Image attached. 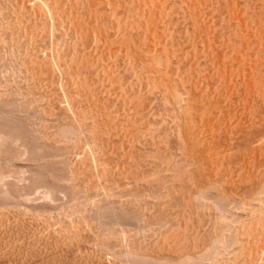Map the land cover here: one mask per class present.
Returning a JSON list of instances; mask_svg holds the SVG:
<instances>
[{"label": "bare ground", "instance_id": "6f19581e", "mask_svg": "<svg viewBox=\"0 0 264 264\" xmlns=\"http://www.w3.org/2000/svg\"><path fill=\"white\" fill-rule=\"evenodd\" d=\"M23 1L24 0H22L21 1V5H20V8H25V6H26V4L25 5H23L22 6V4H23ZM31 1V0H30ZM48 1H50V0H48ZM52 1V0H51ZM61 1V0H60ZM66 1H69V0H66ZM83 2H81V0H80V2L82 3H80L79 2V0H74V2H73V0H72V2H73V5L75 4V2L77 3V4H79V5H74V6H78V8L80 7V4H81V7L82 8H84V6H85V8H84V10L83 9H78L77 7H74L75 9L74 10H71V3H70V11H68L67 10V12H69V15L71 16H68L69 18H67V20L69 19V20H79V22L81 23V21H82V23L83 24H85L84 22H86L87 24H88V26H87V29H89V30H91L92 29V31H89L88 30V33H90V35L87 33V29H85V27H84V29H82V28H78V29H81L82 30V32H83V30H86L84 33H86L87 35L85 36L84 35V33H82V34H80L81 33V31H79L77 28H76V26L77 25H79V22L77 21L76 22V24H74L73 23V21L71 22L72 24H73V26H75L74 27V30H72L73 32L76 30V32H78L77 33V35H79V36H76L77 37V39H78V41H77V43H76V41L75 42H73V43H75L74 45L72 44V46H70V45H67V46H70V47H73V46H75L76 44H77V47L79 46H82V49H83V53H82V51H81V53L82 54H85V52L87 53V54H85V55H82V54H80L79 52H78V50L80 51L81 49H79L78 48V50L76 49L77 47H73V50H74V52H75V49L77 50L76 52H78L79 54H80V56H77V55H79L78 53L77 54H75L74 52L72 53V55H71V59H69V60H71L72 62H73V58L72 57H74L73 56V54L75 55V59L74 60H76V61H74L73 62V64L74 65H77V62L79 63L77 66L78 67H76V68H73V69H71L70 71L71 72H69V69H68V71H66V73L67 72H69L70 74H71V77H72V72H74V74H77L80 78H77L74 74V78L76 77L77 78V81L79 82V84L81 85V83H82V81H84V79H85V77L83 76V74L81 73V72H85V70H87L88 71V69L89 70H92L91 68L93 67V69H94V65H97L98 63H99V61H97L96 59H93V58H95L94 57V54H95V56H97L96 55V53H97V51H96V53H94V54H92V53H89L90 52V47H89V49H88V46H90L91 44H93V43H95V47L97 48V47H99L100 48V46H102V45H100L99 44V42L101 43H103V47L102 48H104L105 46H104V44L107 42V44H108V46L111 44V42H112V39H113V41H115V40H117V41H115L114 43L116 44V42L118 43L119 42V46L121 45L120 43H122V45L124 46L123 48H125V46H126V48L125 49H123V51H125L126 49H127V53L126 54H128L129 56H131V57H128V58H130V59H132L133 61L135 60V65H137V68H136V66L135 65H132L131 67H135V69L138 71V72H136V76H138V74H139V78H141V79H143V81L142 80H138V82L139 83H143V82H146L145 83V86L147 85V87H148V89H146V93H144V91L143 92H141V91H139V93H137L136 92V94L135 93H133L132 95H133V97H130V98H135V97H138L139 95H140V93H141V95L137 98V99H143L144 97H143V95L145 96V99H146V97L148 98L149 96L147 95V94H151V92L150 93H148L149 92V90L150 91H153V92H155L156 93V91H158V94H159V92L161 91V92H163V93H160L161 94V96H163V98L161 97V99H163V102H162V100L160 101V104H161V102L162 103H164L165 102V104L163 105L164 107L166 106V108H163L164 110V112H165V109L167 110L169 107L171 108V111L173 110V112L175 113L174 114V116L175 117H171L173 114H171L170 112L171 111H169V113L171 114V115H169V113H168V111H166V113L170 116H164L165 114L163 113H161L162 115H163V117H162V115L161 114H159L160 116H161V118H160V120L162 119V118H164V120L167 122L168 120V118H170L169 119V121L171 120V122H170V127L172 126V128H171V132L169 131V136H168V131L166 130V127H165V125H166V122L164 121V122H162V123H160V121H159V123L161 124V125H163L164 123V128H162V129H164L163 131L165 132V131H167V133L165 134L163 131V133L165 134V135H167L166 137L164 136V138L165 139H167V137L169 138H171L172 136H173V138L172 139H177L176 141L177 142H179V145L178 144H176L178 147H179V149H176L177 150V153H178V156H176L177 155V153L175 152V153H173L174 151H176V150H174L173 152L171 151L170 153H169V155L171 156L172 155V153L173 154H176V155H172L170 158H172L173 157V159H171V161L173 162V160L174 159H176L174 156H176L178 159H176V160H174L175 162H173V164H172V162L170 161V160H167V161H170V163H171V165L169 164V162L168 163H166V169H165V167H164V169L163 170H161V171H159L158 173H157V170L156 169H154L155 170V172L157 173H155V172H152L153 173V175H154V173L156 174V177H154L153 178V175L151 174V172H149L150 174H147V175H149V176H144V173H143V178H146V181L147 180H149L150 178L149 177H151V175H152V180H149V181H145V179H144V181H143V178H142V176L141 177H139L138 175V177L135 179V177H136V175H135V173H134V175H135V177L132 179L133 180V182L135 183V184H137V187L139 186V184H138V181L139 180H141L140 182V184L142 185V183L143 182H146V183H143V185L141 186L140 185V188L142 189V190H140V189H133V190H131L130 191V193H128V194H126L125 196L126 197H124V190L126 191V189H127V191L126 192H128V190H130L129 188H130V186L127 184V182H126V179H125V182H124V186L126 185V187L124 188V187H122V185L120 184V182L121 181H124V180H121L120 182H119V188H123L122 189V191L119 189V188H117L116 186H118V184H115V186H113V183H110L109 185H112L113 186V188H114V192L112 191V190H109V188L110 187H112V186H110V187H108V190L107 191H105V188L106 187H104V189L103 188H100V187H103V185L105 184V183H100V178H102L103 177V175H104V173H106V172H100V173H103V175L101 174V176L100 177H98L100 174L98 173V174H96V176H94L95 175V173H97V172H99V170L101 169V167H99L98 168V166H100L101 164L98 162V164H100V165H98L97 164V168L99 169H97L98 171H96V169H95V171H93V172H95L93 175H92V178L91 177H89L91 174L89 173V174H86L85 172L87 171V172H90L88 169H90V167L92 166V165H94V162H96V161H94V160H99V158H95V157H97L96 155H94L93 156V153H92V158H93V160L92 161H94V162H92L93 164H90V163H88V164H90L91 166H87V164H86V167H87V170H85L86 169V167L84 166L85 164L84 163H80L82 166H84L85 167V169H84V167L82 168L81 166H79L80 164H78V166H77V163L75 162L76 160L78 161V158H76V160L74 161L73 159H71L70 160V163L72 164V160L76 163L75 165H70V163H69V161H68V163H69V166H71L70 168H69V166H68V169H70V174H69V172L67 173L68 175V177H69V179L68 180H70L69 182H71L70 184H69V182L67 181H65V180H63V181H65L64 182V185L67 183L68 185H66V186H63L62 187V185L60 186V187H58V185H60L63 181H61L60 182V180H59V184H58V182L56 181L55 182V180L54 181H52L51 182V180L49 181L50 183H48V181H47V183L48 184H51V186L49 185V187H45V188H47L43 193H44V198L46 199H43V198H41L43 201H44V203L45 202H51V203H53L54 201L53 200H56L58 197H59V199L61 200V198L63 197V195L65 194V195H67V194H69V193H72V195H73V197H74V199H72V195H70V198H71V202H72V205H73V209H72V207L70 208V209H68V213H66L65 212V214L64 213H62V212H60V211H62V209H63V206H62V208H61V210L60 211H58V212H60L61 213V216L63 217V218H65L66 217V219H65V221H64V219L62 218V219H60L59 217H61L60 215H58V212H57V215L59 216L57 219L58 220H56L57 222H59V219H60V221L61 220H63V221H61V222H64V223H62V225H61V227L59 226V228H61V230L59 231V228L58 229H56L55 231H49V233H56V231H57V233L55 234V236L54 237H52V236H50V234H49V237H47L46 236V234H43V235H45L44 237H47V239L48 238H50V241H51V239L53 240L52 242H50L49 240H45V239H40V240H44V242L45 241H49V245L52 243V245H56V243H59L60 244V248H57V246L59 247V244H57V246L55 247L56 249H60L59 250V252L61 251L62 252V254L63 253H68L69 251H70V253L71 254H69V255H71V257H72V254H74L75 255V252H71V251H74V248H73V246H75V248L77 247V248H81V246H82V244L84 243L85 245L87 244L86 243V241H88L87 239L88 238H90V237H93L94 238V240H92V241H95V242H91V244L92 245H90V246H93L94 244L93 243H95V247L93 246V251H89L90 253L91 252H93L94 253V251L96 250H98V251H100L99 253L98 252H96L95 254H94V256H95V258L97 259V260H99L98 262H100V263H98L97 262V260H95L94 258H93V256L91 257V258H93L92 260L91 259H87V258H90V256L91 255H93V254H88V252H87V256H89V257H87L86 259L87 260H85V259H81L80 258V255L78 254L80 251L79 250H81V249H85V248H81V249H76L77 250V255L79 256V259H81V262H84V260L85 261H87V263L86 264H88V261L90 260V263H91V261H94V263H97V264H101V260L100 259H102V262L104 263V261H103V258H105V256H107L106 258H107V262H108V259L111 261V259L113 258V257H109V255L108 254H110V255H112V256H114L115 257V260H113L114 262H113V264H264V0H245V1H243V0H82ZM122 1H125L124 3L125 4H127V5H125ZM12 2V1H11ZM25 2V1H24ZM33 2H35L34 0H33ZM38 2H40L39 0H38ZM38 2H36L37 4H35V6L34 7H36L37 8V6L36 5H38ZM42 2V1H41ZM63 2H65V1H63ZM121 2L127 7L128 6V3H131V4H133L134 5V7L132 6V8L133 9H131V7L129 8V6L127 7V8H123V5L121 4ZM1 3V2H0ZM4 3V2H3ZM6 3V2H5ZM4 3V4H5ZM13 3H14V1H13ZM31 3V2H30ZM43 3H45V5H46V3L47 2H44L43 1ZM42 3V6H44V4ZM49 3V2H48ZM51 3V2H50ZM52 3H53V1H52ZM61 3V2H60ZM19 4H20V2H19ZM40 4V3H39ZM54 4V3H53ZM64 4H66V3H64ZM131 4H129V5H131ZM7 5V4H6ZM11 5V4H10ZM50 5V4H49ZM56 5V4H55ZM60 5V4H59ZM58 5V6H59ZM62 5V4H61ZM67 5V4H66ZM5 6V5H4ZM18 6V4L16 5V7ZM30 6H32V5H30L29 4V6H28V4H27V7H30ZM39 6L40 5H38V9H36V11H38L39 10ZM48 6V4L44 7V8H46ZM52 6H54V5H52ZM51 6V8H53ZM68 6V5H67ZM49 7V6H48ZM47 7V8H48ZM56 7V9H57V6H55ZM62 7V6H61ZM66 7V6H65ZM80 7V8H81ZM122 7V8H121ZM0 8H1V6H0ZM5 8V7H4ZM7 8V7H6ZM11 8V7H10ZM30 8H32V7H30ZM29 8V9H30ZM40 8H41V6H40ZM43 7H42V12H43V9H44ZM46 8V9H47ZM67 8V7H66ZM2 10H3V8H1ZM9 9V8H8ZM13 9V8H12ZM18 9H19V7H18ZM26 9H28V8H26ZM25 9V12L27 11ZM33 9V8H32ZM35 9L33 10V11H35ZM55 9V8H54ZM73 9V8H72ZM86 9V10H85ZM123 9V11H121ZM6 10V9H5ZM19 10H21V9H19ZM24 10V9H23ZM52 10L53 9H51L49 12L52 14ZM58 10V9H57ZM63 10V12H66V11H64V8L62 9ZM66 10V9H65ZM81 10L83 11V12H81ZM120 10V11H119ZM217 10H220V12L218 13V15H216V13H217ZM1 11V10H0ZM7 11V10H6ZM16 11V10H15ZM33 11H32V14L34 15V13H33ZM48 11V10H47ZM72 11V12H71ZM85 11V12H84ZM3 12V11H2ZM1 12V13H2ZM5 12V11H4ZM13 12V11H12ZM12 12H11V14H12ZM19 12H22V10L21 11H19ZM24 12V11H23ZM22 12V13H23ZM46 12V11H45ZM44 12V13H45ZM54 13L53 14H57V11H53ZM61 12V11H60ZM71 12V13H70ZM180 12L181 13H183L182 15H183V19L184 20H186L185 18H187L188 17V19L190 18L191 19V24H192V26H188L187 25V27L189 28L188 29V31H186V32H188V34H187V36L188 35H190L191 37H199V39H200V41H199V43H200V45L198 46V47H201L202 46V49L200 48V50L203 52V54H204V56L205 57H207V59L208 60H206L207 62H205L206 63V68L208 69L209 68V71H208V73H209V75H208V73H207V75H205L204 77H203V75H201V74H196V75H193L194 73L192 72V73H189L188 71H189V68H190V65H189V68L187 69V67L185 66V64H187V63H185V64H182L180 61H183L184 60V56H186V55H184L185 54V52L184 53H182L181 51H180V49L181 48H178L179 50H177V49H174V50H176L177 52L178 51H180V53H182L181 54V56L179 57L178 55H180V53L178 52H176V51H174L172 48H176V46H175V44L174 43H178V42H180V39H179V41L176 39V37H174L178 42H174V41H176V40H174V38H173V32H171L172 33V35H171V33H170V31H168V33H170V35L172 36H170L169 34H167L166 32V30L165 29H167L168 27L167 26H169V28L167 29V30H172V28H170V26L171 25H169V24H173L174 22H175V19L177 18L176 16L179 14V16H181V14H180ZM6 13V12H5ZM21 13V14H22ZM26 13H28V12H26ZM36 13V12H35ZM38 13V12H37ZM39 13H41L40 12V10H39ZM38 13V14H39ZM3 15H2V17L5 15L4 13H2ZM8 14H10V13H8ZM25 14V13H24ZM29 14V13H28ZM46 14V13H45ZM55 14V15H56ZM221 14V15H220ZM40 15V14H39ZM43 15V14H42ZM10 16V15H9ZM13 16V15H12ZM20 16V15H19ZM26 16H27V14H26ZM31 16V15H30ZM34 16H36V15H34ZM58 16V15H57ZM73 16H75V18L73 17ZM1 17V16H0ZM5 17V16H4ZM16 17V16H15ZM22 17H24L23 15H22ZM21 17V18H22ZM28 17V16H27ZM37 17H39V16H37ZM36 17V18H37ZM42 17V16H41ZM46 17V16H45ZM45 17H42L41 19L43 20V18H45ZM48 17V16H47ZM49 17L50 18H52L53 17V15H52V17L49 15ZM59 17V16H58ZM57 17V18H58ZM73 17V18H72ZM82 17V18H81ZM217 17H219V19H223L224 21L222 22V23H219L220 22V20H217V21H219L218 23L221 25H228V27H229V31H227V32H224L225 30H224V28L225 29H227L228 27L226 26H224V28L222 27H220V29L219 30H221V31H218V28H217V26L215 27V25L214 24H218V23H215L216 21H215V19H217ZM17 18V17H16ZM16 18H14V20L16 19ZM20 18V17H19ZM54 19H55V17H53ZM60 18V17H59ZM66 18V17H65ZM71 18V19H70ZM178 18H181V17H178ZM177 18V19H178ZM3 19V18H2ZM5 19H7L6 17H5ZM27 19V18H26ZM25 19V20H26ZM40 18H38V21L37 22H35L36 23V25L35 26H37L38 27V25H37V23L41 20H39ZM63 19V18H62ZM176 19V20H177ZM182 19V18H181ZM187 19V21H189ZM227 19V20H226ZM0 20H1V18H0ZM9 20V19H8ZM11 20V19H10ZM28 20V19H27ZM30 20V19H29ZM31 20H32V18H31ZM33 20H34V18H33ZM41 20V21H42ZM47 20V19H46ZM49 20V19H48ZM52 20V21H51ZM50 21L53 23V19H51ZM58 20V19H57ZM60 20V19H59ZM85 20V21H84ZM183 20V21H184ZM225 20H226V22H225ZM2 21V20H1ZM7 21V20H6ZM22 21H24V20H22ZM34 21H36V20H34ZM44 21H45V19H44ZM55 21V20H54ZM62 21V20H61ZM84 21V22H83ZM181 20H179L178 19V21H177V23H179ZM10 21H8V23H9ZM12 22V21H11ZM10 22V23H11ZM14 22V21H13ZM13 22L11 23V24H13ZM16 22V21H15ZM18 22V21H17ZM16 22V23H17ZM27 22V21H26ZM45 22H47V21H45ZM57 22V21H56ZM55 22V23H56ZM60 22V21H59ZM69 22V21H68ZM68 22H66V23H68ZM75 22V21H74ZM214 22V23H213ZM0 23H4L3 21L2 22H0ZM19 25H20V19H19ZM17 23V24H18ZM34 23V22H33ZM187 23V22H186ZM190 23V22H189ZM226 23V24H225ZM7 24V22L5 23V25ZM43 24V23H42ZM51 24V23H50ZM86 24V25H87ZM175 24V23H174ZM173 24V25H174ZM182 24H184V23H182ZM16 25V24H15ZM14 24L13 25H11V27H13V26H15ZM39 25H40V23H39ZM45 25H47L46 23H45ZM52 25V24H51ZM62 25H64L63 23H62ZM82 25V24H81ZM176 25V24H175ZM185 25V24H184ZM221 25V26H222ZM18 26V25H17ZM16 26V27H17ZM29 26H31V24L29 25ZM28 26V27H29ZM32 26H33V24H32ZM42 26V25H41ZM53 26V25H52ZM214 26V27H213ZM4 27V28H3ZM3 27H1L0 26V28H2V29H0V30H2L3 31V33H4V30H7L6 28H8V27H10V26H4L3 25ZM21 29H22V27H23V25L21 24V26H19ZM18 27V29H20ZM49 26L47 25V28H48ZM70 27H71V25H70ZM77 27H80V25L79 26H77ZM161 27H163V29L161 30L162 32H160L159 31V28H161ZM174 27V26H173ZM182 27V26H181ZM187 27H186V29H187ZM23 28H25V27H23ZM40 28V27H39ZM45 28H46V26H45ZM47 28H46V31H47ZM113 28V29H112ZM165 28V29H164ZM175 28V27H174ZM215 28H217V30H215ZM12 29V28H11ZM17 29V30H18ZM35 29V28H34ZM38 29V28H37ZM36 29V30H37ZM112 29V30H111ZM176 29V28H175ZM175 29H174V32H175ZM231 29V30H230ZM8 30H9V28H8ZM7 30V31H8ZM13 30H14V27H13ZM16 30V31H17ZM29 30V29H28ZM27 30V31H28ZM31 30V29H30ZM39 30V29H38ZM41 30V29H40ZM44 30V29H43ZM49 30V29H48ZM51 30H53V28L50 26V30H49V32H51L52 33V31ZM54 30H55V28H54ZM68 30V29H67ZM190 30V31H189ZM2 31L0 32V35L2 34V36L0 37V38H4V40H5V34H4V36H3V33H2ZM20 31V30H19ZM33 31V30H32ZM64 31V30H63ZM70 31V30H69ZM68 31V32H69ZM163 31L165 32L164 34H163ZM230 31H231V33H230ZM14 32L15 31H12V33L10 34V35H8V36H12L13 38H14ZM41 32V31H40ZM44 32H45V30H44ZM48 32V31H47ZM54 32V31H53ZM76 32H74L75 34H76ZM94 32V33H93ZM179 32V31H178ZM183 32H184V30H183ZM190 32V33H189ZM226 34V36L228 35V34H230V36H228V38L227 37H225L224 35V33ZM229 32V33H228ZM5 33H6V31H5ZM10 33V32H9ZM20 33V32H19ZM34 34H32V35H30V37L32 36V40H33V42H35L36 40H35V34L36 33H38V32H33ZM51 33H48V35L49 36H51ZM60 33V32H59ZM70 33H72V32H70ZM69 33V34H70ZM74 33H73V35H74ZM93 33V34H92ZM180 33V32H179ZM28 34H30V33H28ZM41 34H42V32H41ZM64 34V33H63ZM92 34V35H91ZM185 34V33H184ZM183 34V35H184ZM7 35V34H6ZM16 35V34H15ZM21 35V34H20ZM25 35V34H24ZM37 35V34H36ZM83 35V36H82ZM176 35V34H175ZM180 35V34H179ZM7 36V37H8ZM17 36V35H16ZM34 36V37H33ZM53 36V35H52ZM72 36V35H71ZM80 36L81 37H91L92 36V38H94V39H91L92 41L93 40H95V38L97 39V41H93V43H91L90 44V42H92L91 40H89V42L87 41L88 39H90V37L89 38H86L85 39V37H84V39L85 40H83L82 42H81V39H80ZM117 36V39H115V37ZM186 36V35H185ZM12 37H10V38H12ZM20 37V36H19ZM27 37V36H26ZM29 37V36H28ZM42 37V36H41ZM63 37H64V35H63ZM69 37V36H68ZM75 36H72V38L71 39H73ZM75 37V38H76ZM79 37V38H78ZM119 37H121L120 39V41H122V42H120V41H118L119 40ZM123 37V38H122ZM170 37V38H169ZM183 37V36H182ZM195 37V38H196ZM17 38V37H16ZM46 40H48L49 41V39H47L46 38V36L44 37ZM58 38H59V36H58ZM173 38V39H172ZM186 38V37H185ZM25 39V38H24ZM29 41H25L26 42V44H25V47H24V49L26 48L27 49V51H30L31 49H29V48H32L33 49V47H34V49H36V46L37 47H40L41 48V45L40 46H38L39 44L37 43L38 41H36L35 42V44L32 42V44H33V47L32 46H28L27 47V43L28 42H30L31 40V38H27ZM26 39V40H27ZM42 39H43V37H42ZM55 39V38H54ZM61 39H62V37H61ZM115 39V40H114ZM183 39V38H182ZM199 39H196V45L195 46H197V40H199ZM2 41H3V39H1ZM7 40H8V38H7ZM15 40V39H14ZM21 40V39H20ZM35 40V41H34ZM73 40H75V39H73ZM79 40H80V42H79ZM169 40V41H168ZM170 40H171V42H170ZM174 40V41H173ZM185 40H187V38L185 39ZM12 41V40H11ZM16 41V40H15ZM60 41V40H59ZM58 40H57V42H59ZM72 41V40H71ZM84 41H85V43H84ZM124 41V42H123ZM183 41V43H184V40H182ZM181 41V42H182ZM190 41V40H189ZM188 40L186 41V42H189ZM5 43H7L8 41H4ZM13 42V41H12ZM12 42L10 43L9 42V44H12ZM18 42V41H17ZM52 42V41H51ZM54 42V41H53ZM55 42H56V39H55ZM54 42V43H55ZM68 42V41H67ZM79 42V43H78ZM89 43V45H87L88 43ZM96 42H97V44H96ZM170 42V43H169ZM191 42H192V40H191ZM194 42V41H193ZM21 43V42H20ZM41 43V42H40ZM45 43V42H44ZM43 43V44H44ZM48 43H50V42H48ZM48 43H47V45H48ZM81 43H83L84 44V46H83V44L81 45ZM113 43V44H114ZM124 43V44H123ZM195 43V42H194ZM193 43V44H194ZM198 43V44H199ZM13 44H14V42H13ZM38 44V45H37ZM42 44V45H43ZM70 44H71V42H70ZM87 45V47H86V45ZM107 44H106V48H108L107 47ZM114 44V46H116ZM174 45V47H173V45ZM24 45V44H23ZM28 45H30V43L28 44ZM35 45V46H34ZM51 45V44H50ZM57 44L55 43V45L54 46H56ZM98 45H100V46H98ZM170 45L172 46V47H170ZM184 45V44H183ZM187 45H188V43H187ZM192 45V44H191ZM190 45V46H191ZM3 46V45H2ZM1 46V47H2ZM7 46V45H6ZM14 46V45H13ZM12 46V47H13ZM22 46V45H21ZM20 46V47H21ZM92 46H94V45H92ZM111 46V45H110ZM193 46V45H192ZM0 47V48H1ZM11 47V46H10ZM15 47V46H14ZM20 47H18V44H17V48H20ZM61 47V46H60ZM70 47H68V48H70ZM83 47H86V50L84 51V49L85 48H83ZM94 47V48H95ZM112 47V46H111ZM177 47H179V45L177 46ZM182 47V46H181ZM9 48V47H8ZM22 48H23V46H22ZM21 48V49H22ZM39 48V49H40ZM48 48V47H47ZM45 49V50H48V49ZM57 48H58V45H57ZM64 48V47H63ZM62 48V49H63ZM75 48V49H74ZM95 48V49H96ZM99 48H97L98 50H100ZM105 48V49H106ZM189 48V47H188ZM192 48V47H191ZM193 48H196V47H193ZM12 49H16V48H12ZM12 49H11V51H12ZM32 50L34 53H32V51H31V55H30V52L28 53L26 50L22 53L24 56L26 55V53L25 52H27V54L28 55H30V57H28V59L30 60V58H31V60L30 61H28V59H26L27 58V56L28 55H26V57L25 58H23L24 56H22V55H20V56H18V57H20V58H23L24 60L23 61H21L20 62V60H19V58H18V61L17 60H15L14 59V57H13V62L11 63V64H15L16 62L18 63V62H20L19 64H23L24 63V65H25V63L26 62H29V63H26V67H28L27 65H29V67H30V72L27 70V68H26V70L29 72V75H28V77H27V75H26V78H31V79H29V80H32V81H29L30 83H28V80L26 81V84L28 83V84H35V86L36 87H38L36 84V81H40V77L39 76H41L42 77V75H43V73H45V72H43V71H41V69L42 70H45V64H44V62H46L47 63V60H48V57H46V59H44V62H42L43 61V58H42V61H40L41 60V56L39 55V54H43V53H36V52H38V51H41V49L39 50L38 48L36 49V50ZM88 49V50H87ZM95 49H94V52H95ZM96 49V50H97ZM105 49H104V51H105ZM172 49V50H171ZM186 50H190V49H187V47L185 48ZM19 50V49H18ZM51 50V49H50ZM55 50H56V48H55ZM68 50H70V49H68ZM92 50V49H91ZM119 50H121V49H119ZM196 50H198L199 51V49H197L196 48ZM195 50V51H196ZM10 51V52H11ZM44 51V50H43ZM59 51V50H58ZM61 51V50H60ZM72 51V50H71ZM88 51V52H87ZM110 51V50H109ZM115 51H117V50H115ZM184 51V50H183ZM191 51V50H190ZM195 51H193L192 50V52H194V54L196 53ZM201 51H199V52H201ZM6 52H7V50H6ZM17 52V51H16ZM21 52H22V50L20 51V52H18V53H16L15 54V52L14 53H9L10 55L11 54H14V55H12V56H15L16 55V57H17V55L18 54H21ZM45 52V51H44ZM52 52V51H51ZM62 52V51H61ZM93 52V51H92ZM100 52H101V50H100ZM106 52V51H105ZM126 52V51H125ZM187 52L188 51H186V54H187ZM1 53V52H0ZM7 53V54H8ZM25 53V54H24ZM35 53H36V55H35ZM54 53V52H53ZM63 53V52H62ZM67 53H69L68 51H67ZM110 53V52H109ZM118 53V52H117ZM57 54H59V52H57ZM57 54H56V57H57ZM91 54L93 55L92 57H91ZM194 54H192V57H193V55ZM199 54V53H198ZM197 54V55H198ZM3 55V54H2ZM2 55H0V57L2 56ZM38 55L40 56V57H38ZM46 55H48V54H46ZM54 55H55V53L53 54V57H54ZM63 55V54H62ZM62 55L60 56V57H62ZM64 55H65V53H64ZM83 56V58H82V56ZM87 55V56H86ZM88 55H90V56H88ZM99 55V54H98ZM118 55H119V53H118ZM121 55V54H120ZM136 55V56H135ZM182 55H184V56H182ZM196 55V54H195ZM194 55V56H195ZM200 55V54H199ZM9 56V55H8ZM11 56V57H12ZM35 56L37 57V58H39L37 61H36V59L37 58H35ZM66 56L67 55H65V58H66ZM70 56V55H69ZM68 56V57H69ZM84 56H86V57H84ZM100 56H102L101 54H100ZM104 56H105V54H104ZM108 55H106V57H107ZM123 56V55H122ZM189 56V55H188ZM200 56H202V55H200ZM5 57L7 58V56L5 55ZM10 57V56H9ZM11 57H10V60L12 61V59H11ZM49 57H52V55L50 54V56ZM77 57H80L81 58V60L83 61V60H87L86 58H88V63H89V61L90 62H93V63H90L89 65L87 64V61H86V66H88L87 68H85V66H84V62H82L79 58H77ZM103 57V56H102ZM105 57V58H106ZM110 57V56H109ZM135 57V58H134ZM136 57H137V59H136ZM178 57V59L179 60H177L176 58ZM183 59H182V58ZM187 57V56H186ZM191 57V56H190ZM195 57H197V56H195ZM194 57V58H195ZM45 58V57H44ZM59 58V57H58ZM64 58V60H60V62H59V60L57 61V62H59L60 63V65H61V61H65L66 59ZM79 59V61H77V59ZM85 58V59H84ZM90 58L92 59V60H94V61H92V60H90ZM97 58V57H96ZM125 59H127V60H129V63L131 64V62H130V59H128L127 57H126V55H125V57H124ZM188 58V57H187ZM199 58V57H198ZM202 58V60L203 61H205L203 58V56L201 57ZM2 59V58H1ZM0 59V60H1ZM52 59H55V57L54 58H52ZM61 59H63V57L61 58ZM103 59V58H102ZM119 59H120V57H119ZM181 59V60H180ZM191 59H193V58H191ZM196 59V58H195ZM200 59V58H199ZM206 59V58H205ZM9 60V61H10ZM22 60V59H21ZM25 60H26V62H25ZM34 60L36 61V63L38 64L37 66H39V69L40 70H37V69H35L37 66H36V63L34 62ZM46 60V61H45ZM68 59L66 60V61H69ZM108 60V59H107ZM123 60V59H122ZM121 60V61H122ZM187 60V59H186ZM186 60L185 61H183V63L184 62H186ZM188 60H189V58H188ZM187 60V61H188ZM15 61V62H14ZM32 61V62H31ZM50 61H54V60H49L48 61V63L50 62ZM65 61V62H66ZM136 61H140V64H136ZM195 60L193 59V62H194ZM200 61V60H199ZM198 61V62H199ZM8 62V61H7ZM6 62V63H7ZM23 62V63H22ZM39 62V63H38ZM55 62H56V60H55ZM55 62H53L54 63V65L53 64H50V66L51 65H53V66H56V65H58V64H56L55 65ZM56 62V63H57ZM65 62H64V64H65ZM71 62V63H72ZM83 64H81V63ZM103 62V61H102ZM102 62H100L99 64H101V66H103L102 65ZM116 62V61H115ZM127 62V64H128V61H126ZM2 63V62H1ZM5 63V64H6ZM44 65H43V64ZM47 63V64H48ZM117 63V62H116ZM133 63V62H132ZM196 63V62H195ZM194 63V64H195ZM205 63H202V65L203 64H205ZM9 64V63H8ZM10 64V65H11ZM13 64V65H14ZM31 64H33V65H31ZM40 64V65H39ZM41 64H42V66H41ZM46 64V65H47ZM49 64L47 65V69L46 70H48V73H50V77H52L51 76V72H49L50 71V69L49 68H53V66H49ZM63 64V63H62ZM66 64H67V62H66ZM72 64V65H73ZM92 64H94L93 66H92ZM98 64V65H99ZM105 64V63H104ZM107 64V63H106ZM105 64V65H106ZM122 64V63H121ZM126 64V63H125ZM134 64V63H133ZM193 64V65H194ZM199 64V63H198ZM16 65V66H15ZM14 66L17 68V64H15ZM34 65H35V67H34ZM71 65V66H72ZM74 65H73V67H74ZM81 65V66H80ZM92 67H91V66ZM97 65V66H98ZM114 65V64H113ZM129 65V64H128ZM182 65H183V67L185 68V72L183 71V70H181L180 72H182L181 73V75L179 74V69L182 67ZM192 65V66H193ZM34 67V69H33V67ZM48 66H49V68H48ZM62 66V65H61ZM84 66V67H83ZM97 66L95 67V68H97ZM100 66V65H99ZM107 66V65H106ZM111 66V65H110ZM122 66H124V63L122 64ZM126 66V65H125ZM138 66H139V68H138ZM181 66V67H180ZM195 67L197 66V65H194ZM193 66V67H194ZM15 67H14V69H15ZM28 67V68H29ZM67 67V66H66ZM66 67H63V68H66ZM69 67H70V65H69ZM80 67H83V69H84V71H83V69L82 68H80ZM105 67V66H104ZM177 67V68H176ZM192 67V68H193ZM198 67H200V68H202L201 66H198ZM205 67V66H204ZM12 68V67H11ZM24 68V67H23ZM44 68V69H43ZM72 68V67H71ZM101 68V67H100ZM103 68V67H102ZM101 68V69H102ZM108 68H109V66H108ZM107 68V69H108ZM123 68V67H122ZM141 68V69H140ZM192 68H191V71H192ZM197 68V67H196ZM195 68V69H196ZM20 68H17L16 70H13V71H16L17 73H19V72H21V73H24V74H26L25 72H27L25 69H24V71H22V69L21 70H19ZM67 69V68H66ZM65 69V70H66ZM80 69L82 70V71H80ZM110 69V68H109ZM112 69H114V68H112ZM116 69V68H115ZM125 69V68H124ZM132 69V68H131ZM140 71H139V70ZM146 69H148V70H146ZM182 69V68H181ZM206 69V70H207ZM17 70H19V72L17 71ZM35 70H37V73H38V71L39 72H42V73H38V75L35 73V71L33 72V71ZM62 70V69H61ZM74 70V71H73ZM97 70H99V69H97ZM97 70H95L94 69V71H97ZM104 70V72H105V74H107L106 73V69L104 68L103 69ZM102 70V71H103ZM106 70V71H105ZM126 70H127V68H126ZM136 70H134V72L136 71ZM142 70V71H141ZM147 71V74H148V72L150 73V74H148V77H147V74H146V71ZM198 70H200L199 68H198ZM204 70H205V68H204ZM8 71V70H7ZM11 71V70H10ZM13 71H12V73H13ZM52 71H54V72H52V74H55L54 76L56 77V76H59V75H57L55 72L57 71H55V68L54 69H52ZM59 71V70H58ZM87 71H86V73H84V75H86V77L89 75V76H92L93 75V78H94V74H97V73H92V72H94L93 70H92V75H91V73L89 74V73H87ZM124 71V70H123ZM129 71V70H128ZM127 71V72H128ZM131 71V70H130ZM132 71H133V69H132ZM28 72H27V74H28ZM65 72V71H64ZM81 74H80V73ZM100 72H101V70H99V74H100ZM108 73L110 72L109 70L107 71ZM118 72V71H117ZM140 72V73H139ZM144 73V74H142V73ZM200 72V71H199ZM198 72V73H199ZM207 72V71H206ZM17 73H15V74H17ZM32 73V75H31V77H30V74ZM47 73V72H46ZM60 73V72H59ZM65 73V74H66ZM79 73V74H78ZM103 73V72H102ZM111 73V72H110ZM123 73V72H122ZM195 73H197V72H195ZM202 73V72H201ZM20 74V73H19ZM33 74L35 75L36 74V76H38L39 77V79H37V77H33ZM42 74V75H41ZM70 74H69V76H70ZM88 74V75H87ZM135 74V73H134ZM133 74V75H134ZM141 74H142V76H141ZM182 74H186V75H184V76H186V77H184ZM204 74V73H203ZM46 75V74H45ZM63 75V74H62ZM62 75H61V77H62ZM67 75H68V73H67ZM82 75V76H81ZM101 75H103V74H101ZM110 75V74H109ZM112 75V74H111ZM110 75V76H111ZM122 75V74H121ZM189 75V76H188ZM191 75H193V76H191ZM11 76V75H10ZM9 76V77H10ZM19 76V75H18ZM53 76V77H54ZM99 76V75H98ZM105 76V75H104ZM103 76V77H104ZM107 76V75H106ZM108 77V78H111V77ZM127 76V75H126ZM132 76V75H131ZM143 76H146V78L144 77L143 78ZM1 77V76H0ZM4 77V76H3ZM21 77V76H20ZM23 77H24V79H23V81L25 80V75H23ZM23 77H21V78H23ZM44 77V76H43ZM42 77V78H43ZM46 77V76H45ZM44 77V78H45ZM49 77V76H48ZM48 77H46V78H48ZM60 77V76H59ZM65 77V76H64ZM82 77H84L83 78V80H82ZM101 77V76H100ZM102 77V78H103ZM117 77H119V76H117ZM121 77V76H120ZM135 77V76H134ZM151 77V78H150ZM36 78V79H35ZM41 78V79H42ZM56 78H58V77H56ZM56 78H54V80H51V81H55V79ZM70 78V77H69ZM73 78V77H72ZM73 78V79H74ZM90 78V77H89ZM89 78H87V79H85L86 80V82L88 83H86L85 82V84H87L86 86H87V88H86V90L87 89H91V87H89V86H92V88H94V86L96 85V83H98L99 82V80H98V78L99 77H96V75H95V78H97V81L98 82H95L96 80L95 79H93L92 77H91V79H90V81H92L90 84L91 85H89ZM101 78V79H102ZM105 78V77H104ZM115 78V77H114ZM122 78H124V77H122ZM137 78V77H136ZM135 78V79H136ZM12 79V78H11ZM11 79H9V80H11ZM48 79H50V78H48ZM53 79V78H52ZM62 79V78H61ZM71 79V78H70ZM69 79V80H70ZM81 79V80H80ZM100 79V78H99ZM135 79H134V82L135 83H137V81H135ZM146 81H145V80ZM151 79V80H150ZM4 80H6V81H8L7 79H4ZM17 80H18V77H17ZM35 80V81H34ZM59 80H60V78H59ZM65 80V79H64ZM63 80V81H64ZM76 80V79H75ZM74 80V81H75ZM95 80V81H94ZM109 79H106V81H108ZM114 80V79H113ZM120 80H121V78H120ZM131 80H133V79H131ZM148 80V81H147ZM5 81V82H6ZM11 81H13V79L11 80ZM11 81H9V82H11ZM19 81V80H18ZM42 81H43V79H42ZM46 81H48V80H46ZM73 81V80H72ZM77 81H75V85L77 86L78 84H76V82ZM89 81V82H88ZM101 81V80H100ZM105 81V80H104ZM104 81H102V82H104ZM129 81H130V79H129ZM2 82H4V81H2ZM8 82V84H10ZM21 82V81H20ZM25 82V81H24ZM32 82V83H31ZM45 82V80L43 81V83ZM55 82H57V81H55ZM55 82H54V84H55ZM77 82V83H78ZM94 82H95V85H93L94 84ZM111 82V81H110ZM120 82V81H119ZM1 83V82H0ZM13 83V82H12ZM12 83H11V86H12ZM22 83V82H21ZM38 83H42V82H38ZM58 83V82H57ZM67 83H72V82H67ZM74 83V82H73ZM134 83V85H136ZM138 83V84H139ZM142 83L141 84H139V86H132V87H136V89L138 88H140L141 89V85H142ZM2 85L4 84V83H1ZM1 84H0V86H1ZM6 85H8L7 83H5ZM4 84V86H5V89H9L10 88V86H9V88H7L6 87V85ZM17 84V83H16ZM62 84V83H61ZM65 84V83H64ZM83 84H84V82H83ZM99 84H100V82H99ZM98 84V85H99ZM102 84V83H101ZM100 84V85H101ZM104 84V83H103ZM115 84H116V82H115ZM130 84H132V83H130ZM137 84V85H138ZM13 85H14V83H13ZM21 85V84H20ZM22 85H23V83H22ZM31 85V86H32ZM50 85V84H49ZM113 85V84H112ZM3 86V87H4ZM24 86V85H23ZM20 87V89H22V91H21V94L23 93V89H24V94H29V96L31 95V93H32V95L35 93V92H32V91H35V90H32V88H34L33 86H32V88L31 87H29L28 85H26V86H24V87ZM48 86V85H47ZM46 85L45 86H43V87H47ZM51 86V85H50ZM58 86H59V84H58ZM86 86H84V87H86ZM108 86V85H107ZM117 86V85H116ZM131 86V85H130ZM2 87V86H1ZM0 87V88H1ZM13 87V86H12ZM11 87V88H12ZM54 87H56V84H55V86ZM63 87H67V89H69L68 88V85L66 86V85H63ZM62 87V88H63ZM74 87V86H73ZM78 87V86H77ZM81 87H83V85H81ZM81 87H79V91H81L83 88H81ZM89 87V88H88ZM98 87V86H97ZM100 87V86H99ZM101 87H102V85H101ZM118 87V86H117ZM121 87V86H120ZM18 88V87H17ZM16 88V89H17ZM25 88H28V89H25ZM31 88V89H30ZM104 88V87H103ZM102 88V89H103ZM106 88V87H105ZM109 88H110V86H109ZM162 89V90H160V89ZM4 88H2V90H3ZM4 89V90H5ZM49 89H51V88H49ZM57 89V88H56ZM58 89H60V88H58ZM57 89V90H58ZM66 89V88H65ZM64 89V90H65ZM85 89V88H84ZM83 89V90H84ZM95 89L97 90V88L95 87ZM94 89V90H95ZM98 89H101V88H98ZM125 89V88H124ZM134 89V88H133ZM136 89H135V91H136ZM139 89V90H140ZM143 89V88H142ZM157 89V90H156ZM159 89V90H158ZM4 90H3V92H4ZM13 90V89H12ZM28 90V91H27ZM30 90H32L31 91V93H27V92H29ZM45 90V89H44ZM52 90V89H51ZM74 89H70V92L69 93H71V91H73ZM78 90V89H77ZM82 90V91H83ZM93 90V91H94ZM104 90V89H103ZM117 90V89H116ZM154 90H156V91H154ZM5 91H7V90H5ZM20 91V90H19ZM18 91V92H19ZM36 91H37V88H36ZM47 91V90H46ZM48 91H50V90H48ZM53 91V90H52ZM63 91V90H62ZM61 91V92H62ZM68 91L69 90H67V93L65 92V94L67 95L68 94ZM78 91V92H79ZM104 91H106V89L104 90ZM104 91L102 92V93H100L99 95L101 96V94H104ZM11 93L12 91H11V89L10 90H8V92L6 93V94H8V93ZM17 92V91H16ZM26 92V93H25ZM100 92V91H99ZM120 92V91H119ZM134 92V91H133ZM2 93V92H1ZM14 93V92H13ZM47 93V92H46ZM46 93H44V94H46ZM73 93H75V92H73ZM73 93H71L72 94V96L74 97V95H73ZM79 93H82V92H79ZM88 93H89V91H88ZM91 93H94L95 95L96 94H98L97 92H91ZM90 93V94H91ZM110 93V92H109ZM114 93V92H113ZM144 93V94H143ZM155 93H152L151 95L153 96ZM4 94V93H3ZM2 94V95H3ZM12 94V93H11ZM10 94V95H11ZM36 94V93H35ZM49 94H51L50 92H49ZM56 94L58 95L59 93H57V91H56ZM56 94H54L53 93V95L55 96L54 98H55V100H56ZM70 94V95H71ZM78 94V93H77ZM77 94H76V96H77ZM122 94V93H121ZM126 94V93H125ZM139 94V95H138ZM147 96H146V95ZM157 94V93H156ZM156 95L158 98L160 97L159 95ZM1 95V96H2ZM16 96L15 97H17V96H20L19 94L17 95V93L15 94ZM27 95H24L25 96V99L27 98ZM32 95L30 96V98L32 97ZM46 95H48V94H46ZM45 95V96H46ZM62 94H60V96H61ZM69 95V94H68ZM79 95V94H78ZM82 96H83V94H81ZM93 95V94H92ZM98 95V99H100L101 100V98H103L104 99V95H102V97H100ZM136 95V96H135ZM138 95V96H137ZM151 95H150V97H151ZM0 96V98H2ZM12 96V95H11ZM10 96V97H11ZM23 96V95H22ZM49 96V95H48ZM48 96H46V98L48 97ZM51 96V95H50ZM65 96V95H64ZM72 96H68V98L69 97H71V98H73ZM82 96H80L79 95V97H80V99H81V97ZM86 96V95H85ZM91 96V95H90ZM94 96V95H93ZM135 96V97H134ZM155 96V95H154ZM153 96V97H154ZM6 97V96H5ZM10 97H6V98H10ZM21 97V96H20ZM19 97V98H20ZM33 97H34V95H33ZM32 97V98H33ZM36 97V96H35ZM38 97V96H37ZM51 97H53V96H51ZM78 97V96H77ZM100 97V98H99ZM118 97V96H117ZM128 97V96H127ZM156 97V98H157ZM6 98H5V100H6ZM11 98H13V97H11ZM39 99H42V100H45L44 98H42V97H38ZM49 98V97H48ZM58 98V97H57ZM62 98V97H61ZM67 98V97H66ZM68 98H67V101H68ZM70 98V99H71ZM84 99L86 98V97H83ZM90 98V97H89ZM97 98H96V100H97ZM107 98H109V97H107ZM106 98V99H107ZM123 98H126V96L125 97H123ZM152 98V97H151ZM157 98V99H158ZM14 99V98H13ZM16 99H18V97L16 98ZM21 99V98H20ZM19 99V100H20ZM23 99V98H22ZM24 99V100H25ZM28 99V98H27ZM36 99V98H35ZM34 99V100H35ZM38 99V100H39ZM50 99L51 98H49V101H50ZM59 99V98H58ZM76 99V98H75ZM84 99H82L81 101H84ZM87 99V98H86ZM110 100H111V98H109ZM127 99V98H126ZM154 99H155V97H154ZM8 100V101H7ZM6 101L7 102H9L10 100H12V99H7ZM31 100V99H30ZM73 100V99H72ZM71 100V101H72ZM91 100V99H90ZM92 100H94V98L92 97ZM105 100V99H104ZM136 100V99H135ZM153 100V99H152ZM156 100V99H155ZM3 101V100H2ZM28 101H29V99H28ZM47 101H48V99H47ZM53 102H55V103H57L58 101H62L63 102V100H56V101H54V99L52 100ZM70 101V102H71ZM75 101V100H74ZM89 100H85V103L86 102H88ZM98 101V100H97ZM120 101V100H119ZM131 101V100H130ZM130 101H128L129 103H130ZM150 101V100H149ZM17 102L18 101H16V105H17ZM19 102H21V100L19 101ZM25 102V101H24ZM23 102V100H22V103L23 104H25ZM38 102V101H37ZM37 102H35V103H37ZM42 102V101H41ZM52 102V103H53ZM73 102V101H72ZM75 102H77V101H75ZM79 102L80 101H78V103H77V105L79 104ZM92 102V101H91ZM102 102H105V101H102ZM102 102H101V104H102ZM107 102V101H106ZM118 102V101H117ZM141 102H143V101H141ZM152 102V101H151ZM2 103V102H1ZM0 103V104H1ZM3 103H5V102H3ZM34 103V102H33ZM35 103L33 104V105H35ZM55 103H53V104H55ZM64 103V102H63ZM68 103V102H67ZM82 103V102H81ZM89 103H90V101H89ZM95 103H96V101H95ZM110 103H111V101H110ZM126 103V102H125ZM125 103H123V104H125ZM146 103H147V100H146ZM146 103H144V104H146ZM158 103V102H157ZM167 103H168V106H167ZM11 104H13L12 102H11ZM28 104V103H27ZM30 104H32L31 102H30ZM48 104V103H47ZM51 104V103H50ZM49 104V105H50ZM52 104V105H53ZM59 104V103H58ZM62 104V103H61ZM87 104V103H86ZM93 104H94V102H93ZM98 104L100 105V103L98 102ZM119 104V103H118ZM122 104V105H123ZM153 104H154V101H153ZM152 104V105H153ZM170 104H171V106H170ZM14 105V104H13ZM21 105V104H20ZM39 105H41L40 103H39ZM38 105V106H39ZM44 105V104H43ZM52 105H51V107H52ZM64 105V104H63ZM73 105H76V103L74 104L73 103ZM82 105H84L83 103H82ZM90 105H91V103H90ZM99 105H97V103H96V106H95V104L93 105V106H95V107H98ZM104 105V104H103ZM111 105V104H110ZM132 105V104H131ZM137 105V104H136ZM147 105V104H146ZM145 105V106H146ZM1 106H2V104H1ZM11 106V105H10ZM9 106V107H10ZM15 106V105H14ZM26 106V105H25ZM25 106H24V108H23V110L25 109ZM31 106V105H30ZM37 106V105H36ZM37 106V107H38ZM56 105H54V107H55ZM62 106V105H61ZM68 106H70L69 104H68ZM67 106V107H68ZM71 106H72V103H71ZM81 106V105H80ZM79 106V110L81 111V110H83V109H85V108H83V109H81V107ZM88 106V105H87ZM92 106V105H91ZM108 106V105H107ZM115 106V105H114ZM128 106V105H127ZM144 106V107H145ZM155 106V105H154ZM4 107V106H3ZM7 107V106H6ZM16 107V106H15ZM14 107V108H15ZM21 107V106H20ZM19 107V105H18V108H20ZM33 107V106H32ZM36 107V108H37ZM83 107V106H82ZM86 107V106H85ZM102 106H100V108H101ZM109 107V106H108ZM107 107V108H108ZM142 107V106H141ZM140 107V108H141ZM11 108V107H10ZM22 108V107H21ZM27 108V107H26ZM30 107H28V109H29ZM33 108H35V107H33ZM44 108H46V106L44 107ZM47 108H49V109H47L48 111H51L50 109V107L48 106ZM58 108V107H57ZM63 108V107H62ZM62 108H61V110H62ZM65 108V107H64ZM74 108V107H73ZM90 108V107H89ZM94 108V107H93ZM103 108V111H104V106L102 107ZM101 108V109H102ZM106 108V111H111L110 109H107ZM110 108V107H109ZM128 108V107H127ZM132 108V107H131ZM138 108H139V106H138ZM12 109V108H11ZM66 109V108H65ZM67 109H70V107L69 108H67ZM76 109V108H75ZM74 109V113H75V117H78V114H81L82 115V113H80L78 110H75ZM96 110H98L97 108H95ZM134 109V108H133ZM142 109V108H141ZM144 109V108H143ZM4 109H2V111H3ZM14 110V109H13ZM20 110L21 109H19V112H20ZM41 110V109H40ZM59 110V109H58ZM73 110V109H72ZM96 110H94L95 111V114L97 113V114H99L98 112H100V110H98V112H96ZM130 110V109H129ZM138 110V109H137ZM28 112L30 111V109L29 110H27ZM33 111V110H32ZM41 111H43V108H42V110ZM45 111V113H46V110H44ZM43 111V112H44ZM60 111V110H59ZM76 111H78V112H76ZM87 111V110H86ZM85 111V112H86ZM92 111V108H91V110L89 111H87L86 113L87 114H83L82 116H85V117H82L81 115H79V117L78 118H74L76 121H74V123L76 122V124L77 125H79V129H76V126L74 125V124H71V125H73V126H71V127H68V126H66V128H62L63 130H64V132L65 133H71V132H74V134H75V130H77V131H79V132H81V130H80V127L82 126V127H84V126H86L85 128H89L90 130L92 129V128H90V126L88 127V125L89 124H91V126L93 127V125H95L94 124V121H96V123L98 122L97 120H94V121H92L93 119H91V121L93 122V123H90V120H87V118H89L90 119V115H91V118L93 117L94 119L97 117V114L96 115H94L93 113V111ZM102 111V112H103ZM113 111V110H112ZM140 111V110H139ZM144 111V110H143ZM9 112H10V109H9ZM12 112V111H11ZM16 112H18V110L16 111ZM22 112V111H21ZM36 112H40V111H38V109L36 110ZM36 112H34L33 114L35 115V113ZM51 112H54V111H51ZM58 112V111H57ZM63 112H68V111H64L63 110ZM62 112V113H63ZM70 112V111H69ZM83 112V111H82ZM89 112H91L90 114H89ZM131 112H132V110H131ZM130 112V113H131ZM172 112V113H173ZM27 113V112H26ZM45 113H43V114H45ZM55 113V115H56V112H54ZM60 112H58V114H59ZM71 113V115H74V113H72V111L70 112ZM77 113V114H76ZM103 113H105V115L107 114L105 111L103 112ZM115 113V112H114ZM113 113V114H114ZM137 113H138V111H137ZM143 113V112H142ZM149 113V112H148ZM160 113V112H159ZM13 114H14V112H13ZM12 114V115H13ZM18 114V113H17ZM29 114V113H28ZM39 114V113H38ZM40 114H41V112H40ZM51 114V113H50ZM50 114H48V115H50ZM110 114H112V113H110ZM110 114H107L108 116H109V118H110V116H113V115H110ZM150 114V113H149ZM10 115V114H9ZM15 115H16V113H15ZM20 116H22V115H24V114H19ZM26 115V114H25ZM30 115V114H29ZM29 115H27L28 117H26V118H29ZM33 115V116H34ZM37 115V114H36ZM48 115H46L45 117L47 118V116ZM55 115H54V117H55ZM87 115V116H86ZM92 115H94V116H96V117H94V116H92ZM99 115H101V113L99 114ZM106 115V116H107ZM115 115V114H114ZM134 115H135V113H134ZM16 116H18V115H16ZM19 116V117H20ZM32 116V114H31V118L33 117ZM38 116V115H37ZM42 117V115H39V117ZM51 116V115H50ZM49 116V117H50ZM60 116V115H59ZM65 116V115H64ZM67 116H68V114H67ZM66 116V117H67ZM127 116V115H126ZM129 116V115H128ZM131 116V115H130ZM129 116V117H130ZM137 116V115H136ZM138 116H139V114H138ZM142 116V115H141ZM148 116V115H147ZM151 116V115H150ZM18 117V118H19ZM40 117V118H41ZM45 117H43L44 119H45ZM62 117H63V115H62ZM65 117V118H66ZM105 117V116H104ZM118 117V116H117ZM117 117L115 118V117H111V119H112V121L115 119V120H117ZM125 117V116H124ZM123 117V118H124ZM132 117H133V115H132ZM135 117V116H134ZM143 117V116H142ZM165 117H166V119H165ZM12 118V117H11ZM13 118H14V116H13ZM20 118H22V117H20ZM33 118H35V117H33ZM59 118V117H58ZM67 118H69V116L67 117ZM73 118V117H72ZM71 118V119H72ZM84 118H86L85 119V122L83 121V119ZM98 118H100L101 119V117H97V119ZM108 118V117H107ZM114 118V119H113ZM127 118V117H126ZM157 118V117H156ZM172 118V119H171ZM174 118H175V120H174ZM1 119V118H0ZM22 119H24V118H22ZM38 119V118H37ZM37 119H35V121L37 120ZM70 119V118H69ZM110 119V120H111ZM138 119H140V117L138 118ZM148 119V118H147ZM19 120V119H18ZM28 120H33V119H28ZM28 120L26 121V122H28ZM43 119L41 118V121H42ZM46 120V119H45ZM52 120V119H51ZM59 120V119H58ZM61 120V119H60ZM59 120V121H60ZM99 120V119H98ZM109 120V119H108ZM110 120H109V122H110ZM145 120V119H144ZM175 122H174V121ZM14 121V120H13ZM34 121V120H33ZM32 121V122H33ZM57 121V120H56ZM84 123H83V122ZM88 121V123H86ZM103 121V120H102ZM105 121V120H104ZM112 121H111V123H112ZM127 121V120H126ZM126 121H125V123H126ZM130 121V120H129ZM135 121V119L133 120L132 119V122H134ZM140 121H141V119H140ZM156 121V120H155ZM168 121V122H169ZM2 121H0V123H1ZM21 122V121H20ZM31 122V123H32ZM39 123H40V121H38ZM46 122V121H45ZM47 122H48V119H47ZM58 122V121H57ZM63 122H65V119H64V121ZM62 122V123H63ZM66 122H68L67 121V119H66ZM65 122V123H66ZM73 122V121H72ZM72 122H69V123H72ZM109 122H107V123H109ZM123 122V121H122ZM136 122V121H135ZM139 122V121H138ZM157 122V121H156ZM167 122V123H168ZM174 122V123H173ZM23 123V122H22ZM29 123H30V121H29ZM34 123V122H33ZM53 123V122H52ZM55 123V122H54ZM59 123V122H58ZM61 123V124H62ZM86 123V125H84ZM99 123H101V122H98V124ZM106 124V122H102V124ZM113 123H114V121H113ZM130 124H131V122H129ZM142 123V122H141ZM158 123V122H157ZM40 125V124H38V123H35V124H33V126H35V125ZM42 124H46V123H44V122H41V125ZM81 124H83V125H81ZM97 124V125H98ZM100 125V126H103V125ZM115 126H117V124H116V121H115ZM123 124V123H122ZM136 124V123H135ZM134 124V125H135ZM139 124V123H138ZM137 124V125H138ZM160 124H158V127L160 126ZM169 124V123H168ZM167 124V125H168ZM171 124H173L174 125V127H173V125H171ZM3 125V124H2ZM8 125V124H7ZM10 125H11V123H10ZM26 125V124H25ZM32 125V124H31ZM56 125H58V126H62V125H60V123L59 124H56ZM54 126V124H53V126L54 127H57V126ZM65 125V124H64ZM63 125V126H64ZM70 125V124H69ZM81 125V126H80ZM106 125H108V124H106ZM106 125H104L105 127H111L110 129H112V131H113V127H112V125H108V126H106ZM127 125V124H126ZM141 125V124H140ZM154 125V124H153ZM1 126V125H0ZM16 126V125H15ZM100 126H98V127H100ZM30 127V126H29ZM48 127H49V125H48ZM65 127V126H64ZM95 127V126H94ZM128 128H129V126H127ZM134 127V126H133ZM161 127H163V126H161ZM167 127H169V125L167 126ZM169 127V128H170ZM1 128V127H0ZM3 128V127H2ZM10 128H11V126H10ZM40 128H41V126H40ZM40 128H38V129H40ZM43 128V127H42ZM41 128V129H42ZM58 128V127H57ZM57 128H55V129H57ZM61 128H59V129H61ZM108 128H106V129H108ZM115 128V127H114ZM118 128V127H117ZM117 128H115V129H117ZM123 128V127H122ZM126 128V127H125ZM127 128V129H128ZM150 128H155V126L154 127H150ZM169 128H167V129H169ZM17 129V128H16ZM25 129V128H24ZM33 129H34V127H33ZM37 129V128H36ZM37 129V130H38ZM44 129H45V127H44ZM43 129V130H44ZM52 129V128H51ZM49 130V131H52V130ZM58 129V130H59ZM94 129V128H93ZM93 129H92V133L90 132V130H88V129H84V128H82V130H85V131H88V135H89V137L88 138H90V135L92 134L93 135ZM105 129V128H104ZM109 129V130H110ZM135 129H138V127L137 128H135ZM3 130V129H2ZM6 130V129H5ZM4 130V131H5ZM10 130V129H9ZM22 130V129H21ZM42 130V131H43ZM46 130H47V125H46ZM58 130H54V132L55 131H58ZM96 130H97V128H96ZM96 130H94V133H95V131ZM98 130H99V128H98ZM100 133H98V134H102V128H100ZM144 130V129H143ZM142 130V131H143ZM147 130V129H146ZM156 130H157V127H156ZM12 131V130H11ZM49 131H47V133L49 134ZM61 130H59V132H60ZM105 131H107V130H105ZM112 131L110 132V133H112ZM131 131H134V129L133 130H131ZM139 131H140V129H139ZM152 131V130H151ZM158 131H160V129L158 128V130H157V132H154V133H158ZM5 132L7 133V134H5ZM4 133L3 132H1V133H3V134H1L0 133V152H2V149H4L3 151H5L6 153H4V154H2V153H0V186H1V188L0 189H2V187L4 186V187H6L7 185L6 184H8V185H10V186H12L11 188H13L14 186H17V187H14V189H9L8 190V186H7V190H5L6 192H5V194H6V196H9V194L11 195V194H13V193H15L14 191H20V186L22 185H20L19 184V181L17 180V179H15V180H17V185L15 184L14 185V183L16 182V181H14V180H12L13 181V183H12V181L10 180V178L12 177V176H10V178H9V174H11L12 175V172H10V170L8 171V169H10V166H12L13 168H15V172H18V174L20 173V170H19V168L23 165H21V164H19L20 165V167L15 163V160L18 162V160L21 158V160L23 159L22 157L24 156V155H22L21 156V151H22V147L24 146H20L21 144H19V145H17V147L18 146H20L22 149H21V151L20 152H18V153H15L16 151H19V150H16L17 149V147H14L15 145H16V142H17V144L18 143H20V141L22 140H19V138H20V136H15V134L13 133V132H10L11 133V135H10V133L9 132H7V130L5 131ZM32 132H34L35 133V131H32ZM44 132V131H43ZM43 132H41V133H43ZM53 132V133H54ZM79 132H77L78 133V135L80 136V135H83V134H79ZM98 132V131H97ZM114 132V131H113ZM135 132V131H134ZM148 132V131H147ZM161 132V133H162ZM9 133V134H8ZM12 133H13V135L15 136H13L12 135ZM34 133H30V134H34ZM38 133H40V132H38ZM46 133V134H47ZM63 133V132H62ZM69 133V134H70ZM84 133V132H83ZM91 133V134H90ZM107 133V132H106ZM110 133H108V135L110 134ZM115 133V132H114ZM136 133H137V131H136ZM139 133V132H138ZM143 133V132H142ZM152 133V132H151ZM150 133V134H151ZM160 133V135H162V137H163V135L164 134H161ZM17 134V133H16ZM37 134V133H36ZM52 134V133H51ZM50 134V135H51ZM55 134H56V136L57 137H59V136H61L60 134H58V133H56L55 132ZM72 134V133H71ZM86 135H87V133H85ZM105 134V133H104ZM104 134H103V136H104ZM120 134H122V133H120ZM129 134V133H128ZM127 134V135H128ZM132 134V133H131ZM140 134V133H139ZM149 134V133H148ZM159 134V133H158ZM40 135V134H39ZM43 135H45V133L44 134H42V136ZM59 135V136H58ZM114 135V134H113ZM136 135V134H135ZM172 135V136H171ZM22 136V135H21ZM33 136H35V135H33ZM52 136V135H51ZM72 136H74L73 134H72ZM95 136V135H94ZM92 137L91 136V141L92 142H94L93 140H95L96 138V136L95 137ZM107 135H105V137H106ZM114 136H117V135H114ZM143 136H145V135H143ZM158 136V135H157ZM17 137V138H16ZM25 137H27V136H25ZM37 137H38V139L40 138L38 135H37ZM44 137V136H43ZM43 137H41V138H43ZM54 137V136H53ZM62 137V136H61ZM76 137H77V135L72 139L73 141L74 140H77L78 139V137H77V139H76ZM98 137V136H97ZM108 138H109V136H107ZM112 137V136H111ZM118 137V136H117ZM117 137H113L114 138V140H115V138H117ZM133 137H134V135H133ZM148 137H149V135H148ZM151 137H153L152 135H151ZM13 138H15V139H13ZM22 138V137H21ZM45 138V137H44ZM49 138H50V136H49ZM64 138V137H63ZM66 138V139H65ZM64 139H63V141H65V140H67V138L69 139V137H65ZM80 138H84V136L83 137H80ZM87 138V137H86ZM86 138H85V140H86ZM88 138H87V140H88ZM99 138V137H98ZM137 139L139 138V136L138 137H136ZM158 138V137H157ZM163 138V139H164ZM170 138H169V140H170ZM18 139V140H17ZM27 139V138H26ZM35 139H37V138H35ZM34 139V140H35ZM57 139V138H56ZM61 139V138H60ZM70 139H71V137H70ZM93 139V140H92ZM102 139H104V138H102ZM134 139V138H133ZM136 139V140H137ZM140 139H142V136H141V138ZM140 139H138V140H140ZM160 139V138H159ZM171 139V140H172ZM1 140H2V142H1ZM52 140H54V139H52V137H51V141ZM80 140H82V139H80ZM80 140L78 139L77 141H79L80 142ZM86 140V141H87ZM96 140H98V139H96ZM96 140H95V143H96ZM101 140V139H100ZM106 140V139H105ZM108 140V139H107ZM126 140V139H125ZM155 140H156V142L155 143H157V139L155 138ZM24 141V142H23ZM22 142V144H24V143H27L25 140H23ZM29 141V140H28ZM37 141V140H36ZM41 140H39V142H40ZM43 141V140H42ZM49 141H50V139H49ZM48 141V142H49ZM49 142V143H53V142ZM57 141V140H56ZM69 141V140H68ZM72 141V142H73ZM84 141V140H83ZM91 141H89V143L87 142V144H89V146L91 145L90 143H92ZM135 141V140H134ZM133 141V145H132V143H131V145L133 146V147H131V148H134V145L136 144L135 142ZM149 141V140H148ZM153 142H154V138H153V140H152ZM151 140L149 141V142H152ZM163 141V140H162ZM173 141V140H172ZM172 141H171V143H172ZM175 141V142H176ZM10 142H13L12 143V145L13 144H15L14 146H12V147H14V149L10 146ZM45 142H47L46 140H45ZM47 142V143H48ZM59 142V141H58ZM60 142H62V140L60 141ZM67 142V141H66ZM76 142V141H75ZM103 142V141H102ZM102 142H101V144H102ZM108 142H109V140H108ZM123 142V141H122ZM132 142V141H131ZM137 142V141H136ZM139 142V141H138ZM137 142V143H138ZM141 142H144L143 140L141 141ZM148 142V143H149ZM152 142V143H153ZM161 142V141H160ZM176 142V143H177ZM10 143V144H9ZM30 143V142H29ZM35 143V142H34ZM41 143V142H40ZM49 143L47 144L48 146H49ZM55 143V142H54ZM70 143V142H69ZM77 143V142H76ZM81 143V142H80ZM95 143L93 144V146L91 145L90 147L88 146V145H85V146H88V148L90 149L91 147H92V149H90V151L92 152V150H93V147L95 148L98 144L96 143V146H94L95 145ZM110 143V142H109ZM117 143V142H116ZM126 143H127V141H126ZM125 143V144H126ZM135 143V144H134ZM151 143V144H152ZM159 143V142H158ZM7 144H9L7 147H9L10 146V148H12L13 150H14V154H17V158L18 157H20L18 160H17V158H15V156L16 155H14V158L15 159H13V162H10V161H12V160H10V158L12 159L13 157V155L11 154V153H13L12 151H11V153L9 152V154H11L10 156L11 157H8L9 155L7 154V147H6V145ZM31 144V143H30ZM50 144V145H51ZM61 144V143H60ZM67 144L68 143H66V146H67ZM75 144V143H74ZM85 144V143H84ZM100 144V143H99ZM104 144H106V143H104ZM108 144V143H107ZM113 144V143H112ZM115 144V143H114ZM113 144V145H114ZM129 144V143H128ZM138 144H140V142L138 143ZM138 144H136L135 146H137ZM142 144V143H141ZM154 144V143H153ZM153 144H152V146H153ZM42 145H43V143H42ZM45 145H46V143H45ZM44 145V146H45ZM46 145V146H47ZM55 145H56V143H55ZM55 145H53L52 147H54ZM62 145V144H61ZM61 145H59L60 147H61ZM63 145H65V144H63ZM72 145H73V143H71V148H74V146L75 145H77V144H75V145H73V147H72ZM112 145V146H113ZM116 145V144H115ZM130 145V146H131ZM143 145V144H142ZM141 145V146H142ZM157 145V144H156ZM155 144H154V146H156ZM25 146H27L28 147V144L27 145H25ZM24 146V147H25ZM46 146L43 148V149H45L46 148ZM58 146V147H59ZM118 146V145H117ZM140 145H139V147H141ZM27 147H25L24 149L26 150V148ZM30 147V146H29ZM57 147V148H58ZM98 147V146H97ZM103 147V146H102ZM104 147H105V145H104ZM103 147V148H104ZM106 147H107V145H106ZM138 147V146H137ZM138 147V148H139ZM19 148V147H18ZM31 148V147H30ZM55 148V147H54ZM62 148H63V146H62ZM62 148L61 149H59V150H62ZM67 148H69V147H67ZM66 148V149H67ZM71 148H69V149H71ZM109 148V147H108ZM107 148V149H108ZM155 148H157V147H155ZM177 148V147H176ZM20 149V148H19ZM24 149H23V152H24ZM29 149V148H28ZM40 149V148H39ZM49 149H51L52 150V148H49ZM82 149H84V148H82ZM97 149V148H96ZM100 148L98 147V150H99ZM121 149V148H120ZM135 149V148H134ZM133 149V150H134ZM137 149V148H136ZM141 149V148H140ZM145 149L146 148H144V151H145ZM153 149V148H152ZM151 149V150H152ZM16 150V151H15ZM37 150V149H36ZM75 150V149H74ZM73 150V151H74ZM104 150H105V148H104ZM111 150V149H110ZM113 150V149H112ZM122 150V149H121ZM8 151H9V149H8ZM56 151H57V149H56ZM56 151H54V152H56ZM65 151V150H64ZM67 151V150H66ZM71 151V150H70ZM70 151H68V153L70 152ZM85 151V150H84ZM97 151V150H96ZM100 151V150H99ZM119 151V150H118ZM26 152H28V153H26L27 155L29 154V151L28 150H26ZM38 152V151H37ZM91 152H87L89 155L91 154ZM108 152H110V151H108ZM124 152V151H123ZM130 152H132V150L130 151ZM130 152H127V153H130ZM137 152H140V150L138 151L137 150ZM154 152V151H153ZM169 152V151H168ZM39 153H41V152H39ZM61 153L62 154H65V153H63V150L61 151ZM61 153H57L56 155H58V154H61ZM67 153V152H66ZM66 154V155H64V156H66V157H68L67 155H69V154ZM72 153V152H71ZM94 153H95V149H94ZM99 153V152H98ZM97 153V154H98ZM101 153H103V152H101ZM148 153H149V151H148ZM151 153V152H150ZM7 154V156H6V159H7V161L5 160L4 161V159H5V155ZM20 154V155H19ZM23 154V153H22ZM25 154V153H24ZM38 154V153H37ZM74 154V153H73ZM104 154V153H103ZM105 154L107 155V153L105 152ZM110 154V153H109ZM117 154V153H116ZM133 154H134V152H133ZM132 154V155H133ZM147 154V153H146ZM152 154V153H151ZM19 155V156H18ZM75 155V154H74ZM89 155H87V157L89 158H91V156H89ZM135 155V154H134ZM148 155V154H147ZM163 155V154H162ZM2 156H4V159L2 158ZM26 156V155H25ZM24 156V157H25ZM32 156V155H31ZM47 156V155H46ZM45 156V157H46ZM59 156H62V155H59ZM70 156V155H69ZM71 156H73V155H71ZM101 155H99L98 154V157H100ZM103 156H105V155H103ZM110 156V155H109ZM121 156V155H120ZM146 156V155H145ZM144 156V157H145ZM168 156V155H167ZM36 157V156H35ZM49 157V156H48ZM66 157H64V158H66ZM74 157V156H73ZM72 157V158H73ZM79 157V156H78ZM102 157V156H101ZM110 157H112V156H110ZM109 157V158H110ZM135 157V156H134ZM154 156H152L151 158H153ZM8 158H9V160H8ZM50 158V157H49ZM54 158V157H53ZM57 158V157H56ZM56 158H55V160H56ZM60 158V157H59ZM58 158V159H59ZM85 158V157H84ZM88 158H86V159H88ZM89 158V159H90ZM91 158V159H92ZM95 158V159H94ZM105 157H103V159H104ZM113 158V157H112ZM124 158V157H123ZM126 158V157H125ZM136 158V157H135ZM135 158H134V160H135ZM147 158H149V156L147 157ZM163 158H168V157H163ZM26 159V158H25ZM25 159H24V161H25ZM27 159H29L28 157H27ZM51 159V158H50ZM67 160H68V158H66ZM83 159V158H82ZM86 159H84V161L86 160ZM90 159V160H91ZM101 159V158H100ZM103 159H101L102 161H104ZM117 159V158H116ZM3 162H2V161ZM60 160V159H59ZM59 160H57L58 162H59ZM115 160V159H114ZM133 160V159H132ZM141 160V159H140ZM154 160V159H153ZM163 160V159H162ZM166 160V159H165ZM56 161V162H57ZM64 161V160H63ZM66 161V160H65ZM64 161V162H65ZM81 161H83V160H81ZM83 161V162H84ZM88 160H86V162H87ZM138 161V160H137ZM136 161V162H137ZM147 161V160H146ZM145 161V162H146ZM152 161V160H151ZM4 162H6V163H4ZM7 162H10L9 163V165H8V163ZM28 162H29V160H28ZM31 162V161H30ZM50 162V161H49ZM54 162L55 161H53V162H50V163H53L54 164ZM74 162H73V164H74ZM85 162V163H86ZM88 162H90V161H88ZM105 162V161H104ZM106 162H108V161H106ZM128 163L130 162V161H127ZM144 162V163H145ZM163 162V161H162ZM165 162V161H164ZM164 162H163V164H164ZM49 163V164H50ZM63 163V162H62ZM67 163V164H68ZM102 163V162H101ZM131 163V162H130ZM135 163V162H134ZM13 164H16L17 166V168L15 167V166H13ZM33 164H35V163H33ZM33 164H31V165H33ZM66 164V165H67ZM84 164V165H83ZM105 164V163H104ZM116 164V163H115ZM127 164V163H126ZM125 164V165H126ZM48 165V164H47ZM57 165V164H56ZM96 165V164H95ZM95 165L94 166H92V167H94V168H96L95 167ZM144 165V164H143ZM165 165V164H164ZM8 168H7V167ZM27 165H25V167H26ZM51 166H52V164H51ZM102 166H103V164H102ZM105 167H106V165H104ZM103 166V167H104ZM128 166V165H127ZM19 167V168H18ZM24 167V166H23ZM28 167V166H27ZM26 167V168H27ZM29 167H31V166H29ZM29 167H28V170H29ZM32 167H34V166H32ZM31 167V168H32ZM37 167V166H36ZM58 167V166H57ZM64 167H66V166H64ZM80 167H81V170L83 169V170H85V172H84V174L83 175H86V176H83L84 177V181H85V179L87 178V177H89L91 180L89 181L88 179H86V180H88V182L87 183H89L90 184V182H91V185H94V183L92 182V180L94 179H96L95 181H97V182H95V184L97 183H100V186H98V185H95L94 187H91L89 184H87L86 183V185L84 184V183H82V182H80V180L83 178H81V177H79L78 178V180H79V183H81V184H83V186L85 187H87V185H88V189L85 187V189H83L81 186V188L79 187V185H81V184H77L78 183V181H76L77 180V176H80V174H81V171H80ZM131 167V166H130ZM129 167V168H130ZM133 167V166H132ZM146 167V166H145ZM51 168V167H50ZM56 168V167H55ZM62 168V167H61ZM124 168H125V166H124ZM124 168H121V169H124ZM148 168V167H147ZM152 168V169H151ZM150 169H151V171L153 170V167H151ZM7 169V170H6ZM12 169V168H11ZM35 167H34V169H33V171H35ZM58 169V168H57ZM63 169V168H62ZM108 169H109V167H108ZM107 169V170H108ZM120 169V170H121ZM6 170V171H5ZM18 170V171H17ZM22 170V169H21ZM25 169H23V171H21V172H23V174H28L27 172H28V170H26V171H24ZM31 170V169H30ZM29 170V171H30ZM53 170H55V169H53ZM52 170V171H53ZM67 170V167H66V169H65V171ZM82 170V171H83ZM119 170V171H120ZM131 170V169H130ZM12 171H13V169H12ZM14 171H13V174H15L14 173ZM59 171V170H58ZM69 171V170H68ZM103 171H104V169H103ZM123 171V170H122ZM141 171V170H140ZM143 171V170H142ZM30 172H32V170L30 171ZM29 172V173H30ZM37 172V171H36ZM35 172V174L36 175H34V177H36L37 176V173ZM60 172L62 173V172H64V169H63V171H61V169H60ZM121 172V171H120ZM135 172V171H134ZM144 172V171H143ZM7 173H8V178H7ZM51 173H53V172H51ZM51 173H49V176H50V174ZM55 173V172H54ZM137 173V172H136ZM21 174V173H20ZM19 174V175H20ZM23 174H21V175H23ZM25 174V175H26ZM32 174V173H31ZM31 174H30V176H31ZM34 174V173H33ZM57 174V173H56ZM58 174H60L59 172H58ZM79 174V175H78ZM121 174H123V173H121ZM139 174H141L140 172H139ZM146 174V173H145ZM15 175H17V173L15 174ZM14 175V177L16 178V176ZM19 175L17 176V177H19ZM20 175V176H21ZM62 175V174H61ZM89 175V176H88ZM98 175V176H97ZM128 174H125V176H127ZM133 175V176H134ZM28 176L29 175H26V177L25 176H23V178H21V180L23 181V179H24V181L26 180V181H29V183L27 184V186H34L35 184L34 183H31L30 184V182L32 181V182H35V180L34 179H31V180H29L28 179ZM29 176V177H30ZM57 177H58V175H56ZM63 176H65V172H64V174H63ZM104 176H106V175H104ZM120 176V175H119ZM122 176V175H121ZM124 176V175H123ZM14 177H13V179H14ZM32 178H34L33 176H31ZM38 177V176H37ZM53 177H54V175H53ZM56 177V178H57ZM62 177V176H61ZM86 177V178H85ZM95 177V178H94ZM149 179H148V178ZM55 178V177H54ZM60 178V177H59ZM63 178V177H62ZM61 178V179H62ZM65 178V177H64ZM67 178V177H66ZM116 178V177H115ZM119 178V177H118ZM141 178V179H140ZM158 178V179H157ZM10 180V182L8 181V180ZM19 179H20V177H19ZM49 179V178H48ZM106 179V178H105ZM139 179V180H138ZM20 180V182H22ZM34 180V181H33ZM82 180V181H83ZM113 180V179H112ZM118 180H120V179H118ZM136 182H135V181ZM155 180H158L157 182L155 181ZM83 181V182H84ZM103 181V180H102ZM129 181V180H128ZM77 182V183H76ZM104 182V181H103ZM113 182H115L116 183V180L115 181H113ZM118 182V181H117ZM155 182V183H154ZM57 183V186H54L55 184ZM93 183V184H92ZM18 184H19V186H18ZM48 184H47V186H48ZM53 184V185H52ZM101 184H103V185H101ZM6 185V186H5ZM107 186V185H106ZM136 186V185H135ZM115 187L119 190V191H121V193L123 194H121L122 196H120V192L119 191H117V192H115L116 190H115ZM129 187V188H128ZM17 188V190H15ZM28 188H30V187H28ZM33 189H34V187H32ZM32 188H30V189H32ZM90 188H92L93 189V191L90 193ZM102 189V190H101ZM107 189V188H106ZM14 190V191H13ZM88 190V193L86 192ZM101 190V191H100ZM1 191V190H0ZM141 191V192H140ZM29 192H31V191H29ZM81 192H83V193H81ZM18 193V192H17ZM20 193V192H19ZM115 193H119V196H117V194H115ZM1 194H3L4 195V191H3V193H1L0 192V196H3V195H1ZM30 194V193H29ZM39 194V193H38ZM62 194V195H61ZM84 195L83 197V199L82 198H80L81 196H79L78 197V195ZM14 195V194H13ZM16 195V194H15ZM41 195V194H40ZM64 195V196H65ZM17 196V195H16ZM16 196H14L15 198H16ZM18 196H20V194H18ZM31 196V195H30ZM62 196V197H61ZM5 197V196H4ZM61 197V198H60ZM118 197V198H117ZM1 198V197H0ZM18 198V197H17ZM35 198H36V196H35ZM39 198V197H38ZM65 198V197H64ZM64 198H62V199H64ZM78 198H80V199H78ZM19 199H20V197H19ZM59 199H57V200H59ZM82 199V200H81ZM154 199V200H153ZM15 200V199H14ZM28 202H26V203H28L29 204V200H30V198L28 197ZM80 200V201H79ZM25 201H26V199H25ZM39 201V200H38ZM13 202H15V201H13ZM19 202H20V200H19ZM31 202V201H30ZM36 202H37V200H36ZM64 202V201H63ZM69 202H70V199H69ZM68 202V203H69ZM23 203H24V201H23ZM32 203V202H31ZM40 203V202H39ZM47 203L45 204V205H47ZM55 203V202H54ZM53 203V204H54ZM1 204H3V203H1ZM13 204V203H12ZM20 204V203H19ZM35 204V203H34ZM38 203H36V205H37ZM5 205V203L1 206V207H3ZM21 205V204H20ZM31 205H33V204H31ZM41 205V206H40ZM52 205V204H51ZM50 204H48L47 206H45V207H43L44 205H42V204H38V206L37 207H35L34 206V209L32 208V211H34L35 209H40V207L42 208H46L47 207V209L49 208V206H51ZM69 205H71L70 203H69ZM6 206V205H5ZM54 207H55V205H53ZM52 206V208L54 209V207ZM66 206V205H65ZM64 206V207H65ZM14 207V206H13ZM23 207V206H22ZM27 207V206H26ZM30 207V206H29ZM28 207V208H29ZM130 207V208H129ZM5 208V207H4ZM3 208V209H4ZM42 208V210L40 211V210H38L39 211V213H38V211L37 212H35V213H37V216L39 217V215H40V212H45L44 210H46V209H43ZM60 208V207H59ZM58 208V209H59ZM17 209V208H16ZM23 209H24V207H23ZM29 209H31V207L29 208ZM49 209H51V208H49ZM130 209H134V214H136L135 212H138L139 211V213H138V215L140 216H138L137 218H138V221H137V219H136V222L138 223H140V225L139 226H137L136 224H135V220L134 221H132L133 220V211H131V213H130ZM2 210V208L0 209V211ZM6 209H4V210H2L1 212H6V213H8V211H5ZM55 210V209H54ZM57 210V209H56ZM55 210V211H56ZM18 211V210H17ZM21 211V210H20ZM25 212L26 211H28L26 214H28L29 213V210L28 209H25L24 210ZM0 212V213H1ZM23 212V211H22ZM47 212V211H46ZM52 212V211H51ZM121 212V213H120ZM19 213V212H18ZM24 213V212H23ZM33 214H35L34 212H32ZM54 213V212H53ZM59 213V214H60ZM112 213H114L115 214V220L113 221V217H111L112 215H114V214H112ZM117 213H120V214H122V217H121V219L122 220H124V219H126L127 217H125V216H128L129 218H130V214L132 215V224H134V225H136L138 228L137 229H139V230H136L135 229V227L131 224V222H130V224L132 225H130L129 227H128V225H127V227L128 228H130V227H133L135 230H133V228L132 229H124V228H122V224L124 223V222H122L121 220V222L117 219V221H116V218H117ZM2 214V213H1ZM20 214H21V212H20ZM30 214H31V211H30ZM32 214V215H33ZM43 214V213H42ZM41 214V215H42ZM46 214V213H45ZM44 214V215H45ZM48 214L50 215V212L48 211ZM48 214H47V216H48ZM125 214V215H124ZM8 216L9 215V213L8 214H4V217L5 216ZM15 215V214H14ZM13 215V216H14ZM22 215V214H21ZM20 215V216H21ZM32 215H30V216H32ZM57 215L55 216V217H57ZM64 215H65V217H64ZM119 215V214H118ZM124 215V216H123ZM1 217H3L2 215H0ZM52 216H53V214H52ZM119 216H121V215H119ZM23 217H26L24 214H23ZM34 217V216H33ZM36 217V216H35ZM50 217V216H49ZM48 217V218H49ZM54 217V216H53ZM125 217V218H124ZM9 218V217H8ZM43 218H46V217H44L43 216ZM51 218V217H50ZM49 218V219H50ZM120 218V217H119ZM2 219V223L4 224V222H5V220L7 219V217L5 218V220H3L4 218H1ZM18 219V218H17ZM24 219V218H23ZM26 219V218H25ZM39 219H40V221H41V219H42V216L41 217H39ZM56 219V218H55ZM128 219V218H127ZM139 219H141L140 221H139ZM8 220V219H7ZM6 220V221H7ZM21 220V219H20ZM30 220V219H29ZM33 220H36V218H34ZM38 220V219H37ZM46 220H48L47 218H46ZM45 220V221H46ZM51 220V219H50ZM1 221V220H0ZM53 221V220H52ZM116 221V222H115ZM9 222V221H8ZM11 222V221H10ZM18 224H19V222H18V220L16 221ZM38 222V221H37ZM36 222V223H37ZM1 223V222H0ZM1 223V224H2ZM17 223H15L16 224V227L18 226H20V227H25L22 223H25V222H23L22 221V223L21 224H19V225H17ZM31 223V222H30ZM41 223V222H40ZM50 223V222H49ZM55 223V222H54ZM60 223V222H59ZM2 224V225H3ZM13 224V226H14V223H12ZM25 224H27V222L25 223ZM61 224V223H60ZM59 224V225H60ZM125 224V223H124ZM142 224V225H141ZM7 225V224H6ZM22 225V226H21ZM37 225H39V223L37 224ZM57 225V224H56ZM118 225V226H117ZM120 225V226H119ZM8 226V225H7ZM47 226V225H46ZM49 226V228L51 227L50 226V224L48 225ZM55 226V225H54ZM53 226V227H54ZM1 227H5V224L3 225V226H1L0 225V228ZM10 227H12L11 226V224H9V227L8 228H10ZM15 226L12 228V232L10 231V233H12L13 235L16 233H13V231H15V229L17 230V232H20V231H18V229L16 228ZM19 227V230H21V228ZM26 227H28V226H26ZM1 229L2 230V232L0 231V233H2V234H4L5 233V236H6V234L8 233V231L6 232V230L7 229ZM15 228V229H14ZM31 228H32V226H31ZM38 228V227H37ZM36 228V229H37ZM11 229V228H10ZM9 229V230H10ZM25 229H27V228H25ZM24 228L22 229L23 231L25 230ZM29 230H31L30 228H28ZM34 229V228H33ZM32 229V230H33ZM35 229V230H36ZM29 230H27V232L29 231ZM53 230V229H52ZM86 230H88L89 232H90V234H91V236H87V235H89V234H87V235H85L84 236V233H85V231ZM130 230H132V231H130ZM5 231V232H4ZM38 231V230H37ZM59 231V232H58ZM135 231V232H134ZM27 232H25L27 235H28V233ZM31 232V231H30ZM32 232H34V231H32ZM40 232V231H39ZM38 232V233H39ZM133 232H134V234H133ZM37 233V234H38ZM43 233V232H42ZM41 233V234H42ZM2 234H0L1 235V237L3 236ZM12 234H10V235H12ZM18 234V233H17ZM23 234H24V232H23ZM29 234H31V233H29ZM36 234V235H37ZM9 235V234H8ZM7 235V236H8ZM9 235V236H10ZM12 235V236H13ZM34 235V234H33ZM35 235V236H36ZM39 235V234H38ZM42 235V236H43ZM5 236H3L2 237V239L3 238H5ZM6 236V237H7ZM21 236V233L19 234V237ZM15 237H18V236H15ZM18 237V238H19ZM23 237V236H22ZM34 237V236H33ZM52 237V238H51ZM88 237V238H87ZM21 238V237H20ZM29 238V237H28ZM28 238H27V236H26V241H27V243L26 244H29V242H30V239L28 240ZM30 238H31V236H30ZM36 238H37V236L35 237V239H33V238H31L32 240H34V242H35V240H36ZM40 238H41V236H40ZM92 238V239H93ZM1 239V238H0ZM1 239V240H2ZM11 239V240H10ZM1 240H0V245H1V243L3 244L4 242L5 243H8L9 241H5L4 239V242H1ZM8 240V239H7ZM9 240L10 241H12V238H11V236L9 237ZM20 240V239H19ZM22 240V239H21ZM40 240L38 239V240H36V241H39L40 242ZM24 241V243H25V240H23ZM23 241L21 242V244L20 245H22V243H23ZM90 241L91 240H89V242H88V244H90ZM16 243H15V248H16V244H18L19 245V243L17 242V240L15 241ZM38 242V243H39ZM43 242V241H42ZM44 242L43 243H41V244H43L44 245ZM4 243V244H5ZM11 243V245H12V242H10ZM13 243H14V241H13ZM33 243V242H32ZM47 245H45V246H43V245H41V246H43V248H44V252H45V247L47 246V249H48V253H49V251H51L52 252V247L50 246V248L48 247L49 245H48V242H45ZM54 243V244H53ZM75 243V244H74ZM82 243V244H81ZM9 244V243H8ZM81 244V245H80ZM83 244V245H84ZM7 245V244H6ZM6 245H4V248H3V246L2 247H0L1 249H0V254H1V256L4 258V256H5V258H6V255H7V258L9 257V255L11 256L12 255V252L10 251V249L9 248H11L12 246H10V244H9V246H8V248H6V249H8L9 251V253L10 254H7L6 252H3L2 253V251L1 250H4L5 249V247H6ZM30 246L31 245H33V244H29ZM35 245H37V244H35ZM35 245H33L34 247H35ZM78 245H79V247H78ZM23 247L25 246L24 244L22 245ZM18 247V248H20V250H21V248H23V247ZM33 246H31V247H29L28 245H26L25 246V248L26 247H28L25 251H24V253H22L21 251V253H22V255H21V253L19 254L20 256H22V258H23V254H25V255H28V253L30 252L31 254V257H32V255H34L32 252H33V250H35L34 252H36L37 250L33 247ZM38 246H40V245H38ZM14 247V246H13ZM54 247H53V249H54ZM87 247H88V245H87ZM86 247V248H87ZM31 248H33V250H28V249H31ZM37 248V247H36ZM39 248V247H38ZM37 248V249H38ZM42 248V247H41ZM42 248V249H43ZM92 248V247H91ZM5 249V250H6ZM12 249H14V248H12ZM11 249V250H12ZM42 249H41V251H42ZM50 249V250H49ZM71 249V250H70ZM95 249V250H94ZM19 250V249H18ZM18 250H17V248H16V250L15 251H17V253H15V254H13V256L14 255H16V256H14V257H18L17 256V254H18ZM55 250V249H54ZM75 250V251H76ZM92 250V249H91ZM13 252H14V250H12ZM41 251H40V249H39V253L38 252H36L37 254H38V256H39V254H41ZM42 251V252H43ZM47 251V250H46ZM57 251V250H56ZM56 251H55V253H56ZM87 251H88V249H87ZM43 252V253H44ZM84 252V251H83ZM82 252V253H83ZM5 253V254H4ZM42 253V254H43ZM53 253V252H52ZM57 253H58V251H57ZM4 254V255H3ZM45 254V253H44ZM43 254V255H44ZM59 255H60V253H58ZM60 255V256H64V258H65V256L66 255ZM68 254H67V258H68V260H72L71 259V257L70 256H68ZM85 254V253H84ZM83 254V255H84ZM51 256V258L54 260L55 258H53L54 256L56 257V256H58V257H60L59 255H54V253H53V256L51 255V253H49L48 254V256ZM73 255V256H74ZM98 255V256H97ZM0 256V257H1ZM35 256L36 255H34V258H35ZM38 256H36L37 258H35V259H37V260H35V262H38L39 263V261H40V263L41 264H46V261H44L43 262V260H45V258H46V256H47V253H46V255H44L45 257H42V259H40V257H39V259H38ZM48 256H47V258H48ZM78 256L76 257V255L74 256L75 258V261H76V259L78 258ZM85 256V255H84ZM83 256V257H84ZM101 257L100 259L98 258V257ZM1 257V258H2ZM14 257H12V259H11V261L12 260H14V259H16V258H14ZM86 257V256H85ZM84 257V258H85ZM103 257V258H102ZM0 258V259H1ZM2 258V259H3ZM5 258H4V260H5ZM11 258V257H10ZM9 258V259H10ZM14 258V259H13ZM26 258H28V259H26ZM30 258V256L28 255V257L26 256L25 258H23V259H26V261H30L31 260V258ZM62 259H60V260H63V262H65L64 264H66V261H68L67 260V258L64 260V258L63 257H61ZM1 259V260H2ZM51 259V260H52ZM57 259V258H56ZM59 259V258H58ZM73 259V260H74ZM116 259H117V261H116ZM19 262L18 263H20L21 264V262H20V260L22 261V259H20V257H19ZM33 260V259H32ZM39 260V261H38ZM42 260V261H41ZM50 260V257L48 258V261ZM50 260V261H51ZM52 260V261H53ZM59 260V261H60ZM105 260V259H104ZM9 261V260H8ZM16 261H17V259H16ZM49 261V263L50 264H53L52 263V261L50 262ZM57 262L58 260H54V262ZM59 261L57 262V263H59ZM77 261H79L78 259H77ZM106 261V260H105ZM110 261H109V263H110ZM4 263H5V261H3ZM13 262H15V260L13 261ZM12 262V263H13ZM31 263L32 262H34V261H30ZM43 262V263H42ZM55 262V263H56ZM70 262V264H71V261H69ZM0 263H2L1 261H0ZM4 263H2V264H4ZM18 263H16V264H18ZM22 263H26V262H24V260H23V262ZM48 263V262H47ZM54 263V264H55ZM76 263H78V262H76ZM89 263V264H90ZM102 263V264H103ZM109 263H107V264H109ZM7 264V263H6ZM11 264V263H10ZM30 264V263H29ZM33 264V263H32ZM34 264H37V263H34ZM59 264H61V263H59ZM69 264V263H68ZM72 264H75L74 262L72 263ZM79 264H82V263H80L79 262ZM91 264H93V262L91 263ZM105 264H106V262H105ZM110 264H112V262L110 263Z\"/></svg>", "mask_w": 264, "mask_h": 264}, {"label": "rangeland", "instance_id": "374dc122", "mask_svg": "<svg viewBox=\"0 0 264 264\" xmlns=\"http://www.w3.org/2000/svg\"><path fill=\"white\" fill-rule=\"evenodd\" d=\"M11 1H12V2H11ZM13 1H14V3H13ZM21 1H22V0H0V2H1V3H0V6H1V8H3V10L0 8V10H1V11H0V16H1L0 18H1V20L4 22V23H0V26H1V27H3V25H4L5 27H6V26H7V27L10 26V27H8L9 30H8V28H6L8 31H7V30H4V33H3V31H2L3 29L0 28V29H2V30H0V32L2 31L3 36H4V34H5V36H4V37H5V40L8 41L7 43H5V42H4V41H5L4 38H3V37L0 38V47L3 45V46L0 48V52H1L0 55L3 54V55L0 57V59L2 58V59L0 60V76H1V77H0V82H1V83H4V84H5V83L8 84V82L11 81V80L13 79V81L9 82L10 84H8V85L5 84L7 88H9V86H10L9 89H5L4 84L2 85V84L0 83L1 86H2V87L0 86V87H1V88H0V96L4 93V94L1 96L2 98H0V103L2 102V103H1L2 106H1V104H0V118H1L0 121H2V122L0 123V125H1V126H0V127H1V128H0V133H1V132L4 133V132L7 130V132H9V133H10V132H13V133L15 134V136H20L19 140L22 139V140L20 141V143L17 144V142H16V145H15V144L12 145L13 142H10L11 144H10V143H9V144H10L11 147L14 146V145H15L14 147H17V145H19V144H21L20 146L22 147L23 145L25 146V145L28 144V147L25 146V147H27L26 150L29 151V154H28V155L26 154V153H28V152H26V150L24 149V148H25L24 146L22 147V148L24 149V152H23V149H22L20 146H18L20 149H19L18 147H17V149H16V150H19V151H16V150H15V151H16L15 153H18V152H20L21 149H22L21 152H22L23 154L21 153V156H22V155H24V156L26 155L25 157H24V156L22 157V158H23L22 160H21L20 157L17 158V154H14V150H13L14 147H12L13 149L10 148V146L7 147L9 144L6 145V147H7V148H6V149H7V154L9 155L8 157H11V156H10L11 154L13 155V156H12L13 158H12V159L10 158V160H12V161H10V162H13V159H15V158H17V160L20 158V159L18 160V162L15 160V163H16L19 167H20L19 164H21V165L23 164L20 168L18 167L19 170H20V173H21V174H23V172H21V171H23V169H25L24 171H26V170H28V167H29V166H31V167L34 166V167L36 168L35 171H33L34 167H32V168L29 167V170L31 169L32 172H30L31 170H30V171L28 170V172H27L28 174H26V173H25V174L30 176V174L32 173L31 176L34 177V175H36L35 172L37 171L36 173H37V176H38V177L36 176V177L32 178L31 176H30V177L28 176V179L30 178L29 180H31V179H34V180H35V182H32V181H31L30 184H31V183H34L35 185H34V186H32V185H31V186H30V185L27 186V184L29 183V181H26L27 179L24 181L25 178L23 179V181L21 180V178H23V176L26 177V175H25V174L21 175V174L19 173V174L21 175V176H20V175L18 174L19 171L17 170L18 172H15V171H16L15 168H13L12 166H10L11 164L9 165L10 162H7L8 165L10 166V169H8V171L10 170V172H12V175L9 174V178H10V176H12V177L10 178V180L12 179V180L16 181V182L14 183V185H15V184L17 185V183H18L17 180L19 181V184H20V185L22 184V185L19 187V188H20V191H17L18 193H17L16 191L13 190V191L15 192V193H13L14 195H13V194H11V195L9 194V196H6V194H5V192H6L5 190H7V189H6L7 186H8V190H9V189H10V190H11V189H14V187H17V186H14L13 188H11V187H12V186H10L11 184H10V185L6 184V185H7V186L5 185L6 187L3 186L2 189H0V190H1L0 192H1V193H3V191H4V195L1 194V195H3V196H0V197H1V198H0V209H1V208H2V210L6 209L5 211H8V213H9L8 216L6 215V216L4 217V214H8V213H6V212L3 213V212H1V211H2V210H1L0 212H1L2 214L0 213V215H2L3 217L0 216V220H1L0 222L2 223V219H1V218H4L3 220H5V218L7 217L8 220L6 219L7 221L5 220V222H4L5 227H6V228H5V227H4V228L7 229L6 232L8 231V233L6 234V236H7L8 234H9V235L12 234V233H10V231L12 232V228H13L14 226L16 227V224H15V223H17V222H16L17 220H18V222L20 221L21 223H22V221L25 222V223L27 222V224L22 223L25 227H20V226H19V227L21 228V230H19V227H18V226L16 227V228L18 229V231H20V232H17V230L14 228L15 231H13V233H15V232H16V233H15L14 235L12 234L13 236L10 235L11 238H12V241H10L11 239L9 240V237H10L9 235L6 237V236H5V233L2 234L3 232H2L1 229H2L3 227L0 228V231L2 232V233H0V234H2L3 236H5V238H3V239H4L5 241H9L8 243L10 244V246H12V245L14 244V245H13L14 247L12 246L11 248H9L10 251L12 252V255H11V256L9 255L8 258H7V255H6V258H5V256H4V258H5V260H4V258H3V257L1 256V254H0V256L3 258V259H2V258L0 257V258L2 259V260L0 259V261H1L2 263H4L3 261H5L4 264H6V263H7V264H10V263H11V264H16V263L19 262L18 259H19V257H20V259H22V261L20 260L21 264H29V263H30V264H32V263H33V264H34V263L41 264L39 260L42 259V257H45L44 255H46V253H47V256H48L49 253H51L52 256H53V253H54V255H59L58 253H60V255L62 254L61 251L59 252V250L61 249V248H60V244H59V243H56V245H55V244L53 243L54 245H52V243H51V244L49 245L50 238L47 239V237H49V234H50V236H52V235L54 234V235L52 236V237H54L55 234L57 233V231H56V233H53V234H52V233H49V231H50V230H51V231H55L56 229L59 228V226L61 227L62 223H64V222H61V221H63V220L60 221V219L63 218V217H62L63 215L61 216V213H60V212H62V213L65 214L66 211H67L66 213H68V209H70L71 207H72V209H73V205H72L71 198H70V195H72V193H69V194H67V195L64 194L65 196L63 195V197L61 196L62 198L65 197L64 199H62V198L60 197V198H61V200H60L59 197H58L57 199H59V200H57V199H56V200H53V201L55 202V203L53 202L54 204L51 203V202H50V203H49V202H48V203H47V202L44 203V201H43L41 198L45 199V198L43 197V196H44V193H43V192L47 189V188H45V187H49V185L51 186V184H48V183H50V182H49L50 180H51V182L55 180V182L57 181L58 184H59V180H60V182L63 181V180H65V179H66V180H65L66 182H67V181H68V182L70 181V180H68L70 176L68 177V176H67V175H68L67 173L69 172V174H70V169H68V166H69V163H70V160H71V159H73V160L75 161L76 158H78V161H77V160L75 161V162L77 163V166H78V164H80V163L82 162V163L85 164V165L83 164L85 167H86V164H87V166H88V165L91 166L90 164H93L92 162L96 161V162H94V165L96 164V165H95L96 168L92 167V166H94V165H92V166L90 167V169H88L90 172H87V171L85 172V170H87V167H86V169H85V167L81 165L82 163L79 165V166H81L82 168L84 167L85 170L82 169V170H83V171H82V170H81V167H80L81 174H80V176H77V180H76V181H78V183L76 182L78 185L81 184V183H79V180H80V179L78 180V178H79V177L82 178L83 176H86V175H83L84 172H85L86 174H89V173L91 174V173H92L90 176L88 175L89 177L92 178V175L95 173V172H93V171H95V169H96V171H98V170H99L98 168L101 167V169L99 170V172L95 173V175H94V176H96V174L99 173L100 175H99V176L97 175V176L100 177L101 174L103 175V173L106 172V173H104V175H106V176L103 175V177L101 176L102 178H100V183H101V182H102V183H105L104 185L101 184V185H103V187H100V188H103V189H104V187H106L107 189L105 188V191H107V190H108V187L112 186V185H109L110 183H113V186H115V184H118V186H116L117 188L120 187V186H119L120 184H121L122 187H124V188H125L126 185L128 184V185L130 186V188L128 187V188L130 189V190H128V192H126L127 189H126V191H125V190L122 188V189L124 190V191H123V192H124V197H126L125 195L128 194V193H130V191L133 190V189H140V190H142V189L140 188V185H141V184H140V183H141L140 181H141L142 179H141V178H140L141 180L138 179V180H139V181H138V184H139L138 187H137V184H135V183L133 182V180H132V179L135 177V175H136L135 179H136L138 176H139V177L142 176V178H143V173H144V176H149V175H147V174H150L149 172H151V174L153 175L152 172H155L154 169H156V170H157V173H158L159 171H161V170L164 169V167L166 166V163L169 162V164L171 165L170 161H171V159H173V157H172V158H170V157H171L172 155H176V154H173V153H175V152L177 153V150H176V149H179V147H178L176 144L179 145V142H177L178 140H177L176 138H175V139H172V138H173L172 135H171V136H172L171 138L169 137L170 140H169L168 137H167V139L164 138V136H165V137L167 136V135H165V134L167 133V131H168V136L170 135V134H169V131L171 130L172 126L170 127V122H171V120L169 121L170 118L167 119V120L169 121V122L167 121L169 124L164 120V118H162V119L160 120L161 116H160L159 114H161L162 112L165 114L166 111H168V113H169V111H171V108L168 106V103H167V106H168L169 108H168L167 110L165 109V112L163 111V110H164L163 108H166V106H165V107L163 106V105L165 104V102L162 103V102H163V99H161V97L163 98V96H161V94H160V93H163V92L160 91L159 94H158V91H156L157 89L154 90V91H156V93L160 96V97L158 98V97L156 96L157 94H156L155 92L149 90L148 93H150V92H151V94H152V93H155V94H154L155 96H154V95H153V96L155 97L156 100L154 99V97H153L151 94H147L149 97H148V98L146 97V99H145V96H144V95H143V97H144L143 99H137V98L141 95V93H140V95L138 94L139 96L137 95L138 97H135V96H136V95H135V96H134V97H135L134 99H133V98H130V97H133V95H132L133 93H135V94H136V92L139 93V91H141V90H142L141 92L144 91V93H146V92L148 91V90L146 91V89H148V87H147V85L145 86V83H146V82H143V83L141 82L142 85L140 86L141 89L139 88L140 90H139L138 88L136 89V87H132V86H139V84H141V83H139L138 80L140 79V80L143 81V79H141L142 77H141V78L138 77L139 74H138V76H136V72H138V71L135 69L134 66L131 67L132 65H135V60L133 61L132 59L128 58V57H131V56L128 55L129 53L126 54V53H127V49L125 50L126 52L123 51V49H125L126 46H125V48H123L124 46L122 45V43H120V44H121L120 46L118 45L119 42H118V43L116 42V44L114 43L115 41H117V40H115V39H117V36H116L115 39H114L115 41H113V39H112V42H111V44H110L112 47H111L110 45L108 46V44H107V42H106V43L104 44L105 47L102 48V47H103V43H102V42H101V43L99 42V44L102 45V46L98 45V46H100V48H99V47H97V48H99V49L101 50V52H100V50H98V49L95 47V43H93V41L95 42V41H97V39L95 38V40L92 41L91 39H94V38H92V36H91V37L89 36L90 39H88L87 41L89 42V40H91L92 42H90V44L93 43V44H91L90 46H88V49H89V47H90V52H89V53L94 54V53H96V51H97V53H96L97 56H95V54H94V57H95V58H93V59H96V60L98 59L97 61H99V63L103 61V62H102V65H103V66H101V64H99V63H98V64H99L100 66H99L98 64H97L98 66L92 64V66L94 65V69H95V70H97V69L101 70L100 74L98 73L99 70L94 71V69H93V67H92L91 65H90V66L92 67L91 69H92L94 72H92V70H89V69H88V71L85 70V72H81V73L83 74V76L85 77V79H87V78L90 77V78H89V81H90L91 77L93 78L92 73H97V74H94V78H93V79L96 80V81L94 80L95 82H98V81H97V78H95V75H96V77H99L100 79L98 78V80H99L100 84L102 83V84H101L102 87H101V85L99 84V82L96 83V85H95V82H94V84H93V85H95L94 88H92V86H89V87H91V89H90V90H89V89L86 90V88H87L86 85L88 84V83L86 82V80L84 79V81H82L81 85H83V87H81V85H80L79 82H78L79 80L77 81V78H80V77H79L80 75L78 76L77 74H74V72H72V77H73V78H74V75H75L76 77L78 76L77 78L75 77V78L73 79V78L71 77V74L69 73V72L72 71L71 69L78 67L77 65L79 64L78 62H77V65H74L75 63L73 64V62L76 61V60H74V59H75V58H74V57H75L74 54H73L74 57H72V58H73V59H72L73 62H72L71 60H69V59H71L70 57H71L72 53L74 52L73 47H77V44H76L75 46H73V47H70V46H72V44L74 45L75 43H73V42H75L76 40L78 41V39H77L76 36H79V35H77V33H78L79 31H81L80 34H82V33H84V32L86 31V30H83V32H82V30H81V29H78V28H82V29H84V27H85V29H87V26H88V24H87L86 22H84L85 20L83 21L85 24H83L82 21H81V23H80L79 20H77V19L75 18V16H73V17L79 22L80 27H77V26H79V25H77V26L75 25L76 28L79 30V31H78V30L76 29L78 32H76V30L74 31V32H76V34L72 31V30H74V27H75V26H73V24H72L71 22L73 21L74 24H76V22H77L76 20H69V19L67 20V18H69L68 16H70V15H69V12H67V10L70 11L69 8H70V3L72 2V0H69V1H66V0H61V1H60V0H52L54 4L52 3L51 0H50V1H48V0H39L40 2H38V0H34L35 2H33V0H31V1H30V0H24L25 2L23 1V4H22V6L26 4L25 8H23L24 10H23L22 8H20ZM41 1H42V2H41ZM43 1H44V2H47L46 5L48 4L49 7L47 6V7H48V8L46 7L47 9L44 8L46 5H45V3H43ZM63 1H65V2H63ZM70 1H71V2H70ZM120 1H121V0H120ZM243 1H245V0H243ZM3 2H4V3L6 2V3L4 4ZM19 2H20V4H19ZM30 2H31V3H30ZM36 2H38V5L41 6V8H40V6H39V10H40L41 13H39V10L36 11V9H38V5H36L37 8L34 7L35 4H37ZM48 2H49V3H48ZM50 2H51V3H50ZM60 2H61V3H60ZM69 2H70V3H69ZM73 2H74V0H73ZM73 2L71 3V5H72L71 7L73 8V9L71 8V10H74V9H75L74 7H77V8H78V6H74V5H79V4H77L76 2H75V4L73 5ZM79 2H80V0H79ZM81 2H83V1L81 0ZM81 2H80V3H81ZM122 2L124 3L125 1H122ZM122 2H121V4L123 5V8H127V7L129 6V8L131 7V9H133V8H132V6L134 7L133 4L128 3V6L126 7V6H125V5H127V4H125L126 2L124 3L125 5H124ZM39 3H40V4H39ZM42 3L44 4V6H42ZM64 3H66L68 6H67L66 4H64ZM83 3H84V2H83ZM6 4H7V5H6ZM10 4H11V5H10ZM17 4H18V6L16 7ZM27 4H28V6H29V4L32 5V6H30V7H32L33 9L30 8V7H27ZM49 4H50V5H49ZM55 4H56V5H55ZM59 4H60V5H59ZM61 4H62V5H61ZM81 4H82V3H81ZM81 4H80V7H81ZM129 4H131V5H129ZM4 5H5V6H4ZM52 5H54V6H52ZM58 5H59V6H58ZM51 6H52L53 8H51ZM55 6H57V9H58V10L56 9ZM61 6H62V7H61ZM65 6H66L67 8H66ZM4 7H5V8H4ZM6 7H7V8H6ZM10 7H11V8H10ZM18 7H19V9L22 10V12H23V11H24V12H23V13H22V12H19V11H21V10H19ZM23 7H24V6H23ZM42 7L44 8V9H43V12L41 11V10H42ZM80 7H79L78 9H83V10H84V8H85V6H84V8H82L83 6H82L81 8H80ZM8 8H9V9H8ZM12 8H13V9H12ZM26 8H28V9H26ZM29 8H30V9H29ZM35 8H36V9H35ZM54 8H55V9H54ZM63 8H64V11H66V12H63V10H62ZM121 8H122V7H121ZM134 8H135V7H134ZM5 9H6L7 11H6ZM25 9L27 10L26 12H28L29 14L25 12ZM34 9H35V11H33ZM51 9H53V10H52V14L50 13V12H51V11H50ZM65 9H66V10H65ZM15 10H16V11H15ZM47 10H48V11H47ZM85 10H86V9H85ZM2 11H3V12H2ZM4 11H5L6 13H5ZM12 11H13V12H12ZM32 11H33L34 15H36V16H34V15L32 14ZM45 11H46V12H45ZM49 11H50V12H49ZM53 11H57V14H56V13H55L56 15L53 14V13H54ZM60 11H61V12H60ZM119 11H120V10H119ZM121 11H123V9H122ZM218 11L220 12V10H217L216 15H218V13H219ZM1 12L5 14L4 16H5L7 19H5L4 16L2 17L3 14H2ZM11 12H12V14H11ZM35 12H36V13H35ZM37 12H38L40 15H39ZM44 12H45L46 14H45ZM71 12H72V11H71ZM71 12H70V13H71ZM81 12H83V11L81 10ZM84 12H85V11H84ZM8 13H10V14H8ZM21 13H22V14H21ZM24 13H25V14H24ZM220 13H221V12H220ZM26 14H27L28 17L26 16ZM42 14H43V15H42ZM180 14H181V16H179V14H178L176 17H177V18H178V17H181L182 19H181V18H178V19L181 20V21H180L179 23H177L178 19L176 18L177 20L175 19V22H174L176 25H175L174 23H173L174 25H173L172 23L169 24V25H171L170 28H172V30H171V29H170V30H167V29L169 28V26H167V27H168L167 29L164 28V29L167 31V32H166V31H165V32H166L167 34H169V35H170L171 32H173V38L177 36L176 39H177L178 41H179V39H180V42H178V41L174 38V40H176V41H174V40H173V41H174V42H178V43H174L175 46H176V45H177V46L179 45V47L176 46V48H172V49H173V50H174V49L179 50L178 48H181L180 51H181L182 53L185 52L184 55H186V56L189 58V60H188V58H187L186 56L182 55V56L185 57V58L183 57V58H184L183 61H185L186 59H187L188 61L186 60V62H184V63H183V61H180V62H181L182 64L187 63V64H185V66L187 67V69L189 68V65H190V68H189V71H188V72H189V73H192V72H193V73H194L193 75L201 74V75H203V77H204L205 75H207V73H208V71H209V68H208V69L206 68V63H205V62H207L206 60H208V59H207V57L204 56L203 52L200 50V48L202 49V46H201V47H198V46L200 45V43H199V41H200L199 37H196V36H195V37H196V38H195V37H191L190 35L187 36L188 32H186V31H188V29L190 28V27L188 28L187 25H188V26H192V24H191V23H192V22H191V19H190V18L188 19V17H187V18H185L186 20H184V19H183V15H182L183 13L180 12ZM9 15H10V16H9ZM12 15H13V16H12ZM19 15H20V16H19ZM22 15H23L24 17H22ZM30 15H31V16H30ZM49 15H50L51 17H52V15H53V17H55V19H54L53 17L50 18ZM57 15H58L60 18H59ZM67 15H68V16H67ZM220 15H221V14H220ZM15 16H16L17 18H16ZM37 16H39V17H37ZM41 16H42V17H45V16H46V17L43 18V20H42V19H41V18H42ZM47 16H48V17H47ZM218 16H219V15H218ZM19 17H20V18H19ZM21 17H22V18H21ZM36 17H37V18H36ZM57 17H58V18H57ZM65 17H66V18H65ZM70 17H71V16H70ZM73 17H72V18H73ZM2 18H3V19H2ZM14 18H16V19L14 20ZM26 18H27L28 20H27ZM31 18H32V20H31ZM33 18H34V20H36V21H34ZM38 18H40L42 21L39 19L40 21L37 23V25H38V27H37V26H35V25H36L35 22L38 21ZM62 18H63V19H62ZM81 18H82V17H81ZM8 19H9V20H8ZM10 19H11V20H10ZM19 19H20V25H19V23H18V22H19ZM25 19H26V20H25ZM29 19H30V20H29ZM44 19H45V21H47V22H45ZM46 19H47V20H46ZM48 19H49V20H48ZM51 19H53V23L51 22V21H52ZM57 19H58V20H57ZM59 19H60V20H59ZM70 19H71V18H70ZM187 19H188L189 21H187ZM1 20H0V22H2ZM6 20H7V21H6ZM22 20H24V21H22ZM50 20H51V21H50ZM54 20H55V21H54ZM61 20H62V21H61ZM183 20H184V21H183ZM217 20H220V22L217 21ZM226 20H227V19H226ZM226 20H225V22H226ZM8 21H10V22H11V21H12V22L14 21L13 24H14V25L16 24L15 26H13V27H14V30H13V27H11V25H13V24H11L12 22H11V23H10V22L8 23ZM15 21H16V22L18 21V22H17L18 24H17ZM26 21H27V22H26ZM56 21H57V22H56ZM59 21H60V22H59ZM68 21H69V22H68ZM70 21H71V22H70ZM74 21H75V22H74ZM215 21H216L215 23H218V22H219V23H222L224 20H223V19L221 20V19H219V17H217V19H215ZM6 22H7V24L5 25ZM33 22H34V23H33ZM55 22H56V23H55ZM66 22H68V23H66ZM186 22H187V23H186ZM189 22H190V23H189ZM39 23H40V25H39ZM42 23H43V24H42ZM45 23L49 26L48 28H47V25H45ZM50 23H51L53 26H52ZM62 23H63L64 25H62ZM182 23H184L185 25L182 24ZM213 23H214V22H213ZM219 23H218V24H214L215 27L217 26L218 31H221V30H222V29L219 30L220 27H221V28H222V27L224 28V26H225V27H226V26L228 27V25H227L226 23H225L226 25H224V26L222 25L223 23L221 24L222 26H221ZM21 24H22L23 27H25V28L22 27V29H21V28L19 27V26H21ZM30 24H31V26H29ZM32 24H33V26H32ZM81 24H82V25H81ZM86 24H87V25H86ZM17 25H18V26H17ZM41 25H42V26H41ZM70 25H71V27H70ZM16 26H17V27H16ZM28 26H29V27H28ZM45 26H46L48 32L46 31ZM50 26L53 28V30H51L52 33L49 32V30H50ZM173 26H174L176 29H175ZM181 26H182V27H181ZM219 26H220V27H219ZM18 27H19L20 29H18ZM39 27H40V28H39ZM186 27H187V29H186ZM213 27H214V26H213ZM3 28H4V27H3ZM11 28H12V29H11ZM34 28H35V29H34ZM37 28H38L39 30H38ZM54 28H55V30H54ZM72 28H73V29H72ZM217 28H215V30H217ZM17 29H18V30H17ZM28 29H29V30H28ZM30 29H31V30H30ZM36 29H37V30H36ZM40 29H41V30H40ZM43 29L45 30V32H44ZM48 29H49V30H48ZM67 29H68V30H67ZM71 29H72V30H71ZM112 29H113V28H112ZM112 29H111V30H112ZM162 29H163V27L159 28V31L162 32V31H161ZM174 29H175V32H174ZM16 30H17V31H16ZM19 30H20V31H19ZM27 30H28V31H27ZM32 30H33V31H32ZM63 30H64V31H63ZM69 30H70V31H69ZM88 30H89V29H87V33H88ZM183 30H184V32H183ZM185 30H186V31H185ZM224 30H225L224 32L229 31V27H228L227 29L224 28ZM230 30H231V29H230ZM5 31H6V33H5ZM12 31H15V32H14V38L12 37L13 35H12V36H8V35H10V34L12 33ZM40 31L42 32V34H41ZM53 31H54V32H53ZM68 31H69V32H68ZM89 31H92V29L89 30ZM168 31H170V33H168ZM178 31H179L180 33H179ZM189 31H190V30H189ZM9 32H10V33H9ZM19 32H20V33H19ZM33 32H38V33H36L37 35L35 34V40H36L40 35L43 37V39H42V37L40 36V37L36 40V41L39 40V41L37 42L39 45H38V44H37V45H38V46L41 45V48L36 46V49H37V48H38V49H39V48L41 49V51H38V52H36V53H40V52L43 53V54H39V55L41 56V60L35 56V58H37L36 61H37L38 59H39L40 61H42V58H43V61H42V62H44V59H46V57H48L47 63H48V61H49L50 59H51V60H54L53 62H55V60H56V62H57L59 59H60V60H64L65 55H67L66 58L69 60V61H66L67 59L65 58V59H66L65 61L67 62V64H66L65 61H64L65 64H64L63 61H61V62L63 63V64L61 63L62 66H61L60 63H59L60 60H59V62H57V63L55 62V65L59 63V64L56 65V66H53L54 63H53L52 61L49 62L50 64H53V65H51V66H53L52 69L55 68V71L57 70L55 73H56L57 75L60 76V77H59V76H56V77H58V78H56V77L54 76L55 74H52V72H54V71H52V69L49 68L50 64L48 63V64H49L48 68L50 69L49 72H51V76H52V75L54 76V77H53V76L50 77V73H48V70H46L48 64H47L46 62H44L45 67H46L45 70H42L41 68H40V69H41V71H43V72L46 71L47 73L45 72V73H43V75H42V74H41V75H42V77H43V76H44V77H45V76H46V77L49 76L48 78H50V79H48V78H46V77H45V78H44V77L42 78L41 76L38 75V73L40 74V73H42V72H39V71H38V73H37V70H40V69H39V66H37L38 64H37L36 61L34 60V62L36 63V66H37L35 69L38 68L36 71H35V70H34V71H35V73L40 77V81H39V80L36 81V83H37L36 85H37L38 87H36L35 84H33V85H32V84H28V83H30L29 81H32V80H29V79L32 78V77H31L32 73L30 74V77H31V78H26V75H27V77H28L29 72H30V70H29V69H30L29 65H27L29 68L26 67V63H29V62H26V60H25V62H26L25 65H24L23 62H22V63H23L22 65L19 64L21 61L24 60L23 58H25L26 55H28L27 52H28V53L30 52V55H31V51L34 49L33 44H32V42H33V40H32V36L30 37V35L34 34ZM59 32H60V33H59ZM70 32H72V33H70ZM165 32L163 31V34H164ZM224 32H223V33H224ZM28 33H30V34H28ZM31 33H32V34H31ZM48 33H51V36H49ZM63 33H64V34H63ZM69 33H70V34H69ZM73 33H74V35H73ZM93 33H94V32H93ZM93 33H92V34H93ZM184 33H185V34H184ZM186 33H187V34H186ZM189 33H190V32H189ZM228 33H229V32H228ZM230 33H231V31H230ZM6 34H7V35H6ZM12 34H13V33H12ZM15 34H16L17 36H16ZM20 34H21V35H20ZM24 34H25V35H24ZM78 34H79V33H78ZM88 34L90 35V33H88ZM92 34H91V35H92ZM175 34H176V35H175ZM179 34H180V35H179ZM183 34H184V35H183ZM224 34H225V33H224ZM52 35H53V36H52ZM63 35H64V37H63ZM71 35L76 37V38H75V37L73 38V39H75V40L71 39V38H72ZM84 35L86 36L87 34L84 33ZM171 35H172V33H171ZM171 35H170V36H171ZM185 35H186V36H185ZM1 36H2V34L0 35V37H1ZM7 36H8V37H7ZM19 36H20V37H19ZM26 36H27V37H26ZM28 36H29V37H28ZM45 36H46V38L48 37L47 39H49V41L46 40V39L44 38ZM58 36H59V38H58ZM68 36H69V37H68ZM82 36H83V35H82ZM85 36H84V37H85ZM182 36H183V37H182ZM224 36L228 38V36H230V34H228L227 36H226V34H225ZM10 37H12V38H10ZM16 37H17V38H16ZM33 37H34V36H33ZM61 37H62V39H61ZM84 37H81V36H80L81 42H82L83 40H85L86 38H89V37H85V39H84ZM171 37H172V36H171ZM185 37L187 38L188 41H189V40H190V41H189V42H186L187 40H185V39H186ZM7 38H8V40H7ZM24 38H25V39H24ZM27 38H31V39H30L31 41L27 43V47H28V46H32V47H33V49H32V48H29V49H31L30 51H27L26 48L24 49L25 44H26L25 41H29ZM54 38L56 39V42H55V39H54ZM78 38H79V37H78ZM120 38H121V37H119V40H118V41L121 40ZM122 38H123V37H122ZM169 38H170V37H169ZM173 38H172V39H173ZM182 38H183V39H182ZM1 39H3V41H2ZM14 39H15L16 41H15ZM20 39H21V40H20ZM26 39H27V40H26ZM82 39H83V40H82ZM196 39H199V40H197V41H198V42H197V46H195V45H196ZM11 40L14 42V44H13V42H12ZM35 40H34V41H35ZM57 40H58V41L60 40V41L57 42ZM71 40H72V41H71ZM182 40H184V43H183ZM191 40H192V42H191ZM17 41H18V42H17ZM36 41H35V42H36ZM51 41H52V42H51ZM53 41L58 45V48H57V45L54 46L55 43H54ZM67 41H68V42H67ZM77 41H76V43H77ZM168 41H169V40H168ZM181 41H182V42H181ZM193 41H194L195 43H194ZM9 42H10V43L12 42V44H9ZM20 42H21V43H20ZM35 42H33V43L35 44ZM40 42H41V43H40ZM44 42H45V43H44ZM48 42H50V43H48ZM70 42H71V44H70ZM79 42H80V40H79ZM79 42H78V43H79ZM88 42H87V43H88ZM120 42H122V41H120ZM123 42H124V41H123ZM170 42H171V40H170ZM170 42H169V43H170ZM29 43H30V45H28ZM43 43H44V44H43ZM47 43H48V45H47ZM84 43H85V41H84ZM113 43H114L116 46H114ZM187 43H188V45H187ZM193 43H194V44H193ZM198 43H199V44H198ZM17 44H18V47H20V46L22 45L23 48H22V46H21L20 48H17ZM23 44H24V45H23ZM42 44H43V45H42ZM50 44H51V45H50ZM82 44H83V43H81V45H82ZM96 44H97V42H96ZM106 44H107V47H108V48H106ZM123 44H124V43H123ZM183 44H184V45H183ZM191 44H192L193 46H192ZM6 45H7V46H6ZM13 45H14L15 47H14ZM35 45H36V44H35ZM35 45H34V46H35ZM67 45H70V46H67ZM85 45H86V44H85ZM87 45H89V43H88ZM87 45H86V47H87ZM92 45H94V46H92ZM172 45H173V44H172ZM190 45H191V46H190ZM10 46H11V47H10ZM12 46H13V47H12ZM60 46H61V47H60ZM83 46H84V44H83ZM181 46H182V47H181ZM8 47H9V48H8ZM47 47H48V48H47ZM63 47H64V48H63ZM68 47H70V48H68ZM86 47H83V48H85L84 51L86 50ZM94 47H95L97 50H96ZM170 47H172V46L170 45ZM173 47H174V45H173ZM186 47H187V49H190L191 51H190V50H186V49H185ZM188 47H189V48H188ZM191 47H192V48H191ZM193 47H196V48L199 49V51H201V52H199L198 50H196V48H193ZM12 48H16V49H12ZM21 48H22V49H21ZM46 48H47L48 50H45ZM55 48H56V50H55ZM62 48H63V49H62ZM78 48L81 49V50L79 51ZM105 48H106V49H105ZM122 48H123V49H122ZM11 49H12V51H11ZM18 49H19V50H18ZM36 49H34V50H36ZM40 49H39V50H40ZM50 49H51V50H50ZM68 49H70V50H68ZM74 49H75V48H74ZM76 49L78 50V52H79L80 54L83 53L82 46H80V47L78 46ZM76 49H75V52L77 51ZM88 49H87V50H88ZM91 49H92V50H91ZM94 49H95V52H94ZM104 49H105L106 52L104 51ZM119 49H121V50H119ZM172 49H171V50H172ZM6 50H7V52H6ZM21 50H22L21 54H18L17 57H16V55H15V56H12V55H14V54H11V55L9 54V53H11V52H12V53L15 52V54H16V53L20 52ZM25 50H26L27 52H25L26 55L24 56L22 53H23ZM43 50H44L45 52H44ZM58 50H59V51H58ZM60 50H61L63 53H62ZM71 50H72V51H71ZM109 50H110V51H109ZM115 50H117V51H115ZM183 50H184V51H183ZM192 50H193V51L196 50V51H195V52H196V53H195L196 55L194 54V52H192ZM10 51H11V52H10ZM16 51H17V52H16ZM51 51H52V52H51ZM67 51H68L69 53H67ZM81 51H82V53H81ZM92 51H93V52H92ZM174 51H176V50H174ZM180 51H178V52L180 53ZM186 51H188L187 54H186ZM8 52H9V53H8ZM53 52L55 53V55H54L55 59H52V58H54V57H53V54H54ZM57 52H59V54H57ZM75 52H74V53H75ZM78 52H76L75 54H77ZM87 52H88V51H87ZM109 52H110V53H109ZM117 52L119 53V55H118ZM176 52H177V51H176ZM178 52H177V53H178ZM7 53H8V54H7ZM25 53H24V54H25ZM32 53H34V52L32 51ZM36 53H35V55H36ZM64 53H65V55H64ZM79 53H78V54H79ZM182 53H180V55H178V56L180 57ZM198 53L204 57L203 59H204L205 61L202 60V58H201L202 56H200ZM46 54H48V55H46ZM50 54L52 55V57H49ZM56 54H57V57H56ZM62 54H63V55H62ZM80 54L77 55V56H80ZM85 54H87V53L85 52ZM85 54H82V55H85ZM92 54H91V57L93 56ZM98 54H99V55H98ZM100 54H101L103 57L100 56ZM104 54H105V56H104ZM120 54H121V55H120ZM192 54H194V55L197 56V57H195L194 55H193V57H192ZM197 54H198V55H197ZM5 55L7 56V58L5 57ZM8 55H9L10 57L12 56V57H11L12 61L10 60V57H9ZM20 55H22V56H24V57H23V58L18 57V56H20ZM30 55H28L26 59H28V57H30ZM39 55H38V57H40ZM61 55H62L63 59H61V58H62V57H60ZM69 55H70V56H69ZM82 55H81V56H82ZM106 55H108V56L106 57ZM122 55H123V56H122ZM125 55H126V57H127L128 59H130V62L132 61L134 64H133L132 62H131V64H130V63H129V60H127V59L124 58ZM188 55H189V56H188ZM68 56H69V57H68ZM86 56H87V55H86ZM86 56H84V57H86ZM88 56H90V55H88ZM109 56H110V57H109ZM135 56H136V55H135ZM190 56H191V57H190ZM13 57H14V59L17 60V61H18V58H19V60H20V62H18V63L16 62V63H15V64H17V68H20L19 70L22 69V71H24V69L26 70V68H27V70L29 71V72H28V71L26 70V71L28 72V74H27V72H25V71H24V72H25L26 74L19 72V70H17V71H18L20 74L17 73L16 71H13V70H16V69H17V68L15 67L16 65H15L14 63H13V64H14L15 66H14L13 64H11V63L13 62V60H14ZM44 57H45V58H44ZM58 57H59V58H58ZM96 57H97V58H96ZM105 57H106V58H105ZM119 57H120V59H119ZM194 57H195L196 59H195ZM198 57H199L200 59H199ZM77 58H79V59L81 60L80 57H77ZM77 58H76V59H77ZM82 58H83V56H82ZM102 58H103V59H102ZM134 58H135V57H134ZM181 58H182V57H181ZM183 58H182V59H183ZM191 58H193L195 61L193 62V59H191ZM205 58H206V59H205ZM21 59H22V60H21ZM79 59H77V61H79ZM84 59H85V58H84ZM86 59L88 60V58H86ZM107 59H108V60H107ZM122 59H123V60H122ZM136 59H137V57H136ZM176 59L179 60L178 57H177ZM9 60H10V61H9ZM30 60H31V58H30ZM30 60L28 59V61H30ZM39 60H38V61H39ZM87 60H83V61L81 60L82 62L85 61V62H84V66H85V68L88 67V66H86V64H85ZM90 60H92V59L90 58ZM121 60H122V61H121ZM137 60H138V59H137ZM180 60H181V59H180ZM199 60H200V61H199ZM7 61H8V62H7ZM45 61H46V60H45ZM92 61H94V60H92ZM97 61H96V62H97ZM115 61H116L117 63H116ZM126 61H128V64H129V65L127 64ZM198 61H199V62H198ZM1 62H2V63H1ZM6 62H7V63H6ZM10 62H11V63H10ZM14 62H15V61H14ZM31 62H32V61H31ZM71 62H72V63H71ZM94 62H95V61H94ZM96 62H95V63H96ZM195 62H196V63H195ZM5 63H6V64H5ZM8 63H9V64H8ZM38 63H39V62H38ZM80 63H81V62H80ZM90 63H93V62H90V61H89V63H88V61H87V64H88V65H89ZM104 63H105V64L107 63V64H106L107 66H106ZM121 63H122V64L124 63V66H122ZM125 63H126V64H125ZM137 63L140 64V61H139V62L136 61V64H137ZM194 63H195V64H194ZM198 63H199V64H198ZM202 63H205V64L202 65ZM10 64H11V65H10ZM42 64H43V63H42ZM42 64H41V66H42ZM44 64H43V65H44ZM46 64H47V65H46ZM72 64L74 65V67H73ZM81 64H82V63H81ZM113 64H114V65H113ZM193 64H194V65H197V66H196L197 68H196ZM31 65H33V64H31ZM39 65H40V64H39ZM69 65H70V67H69ZM71 65H72V66H71ZM82 65H83V64H82ZM110 65H111V66H110ZM125 65H126V66H125ZM192 65H193L194 67H193ZM51 66H50V67H51ZM66 66H67V67H66ZM75 66H76V67H75ZM80 66H81V65H80ZM84 66H83V67H84ZM96 66H97V68H95ZM104 66H105V67H104ZM108 66H109L110 69L108 68ZM135 66H136V68H137V65H135ZM185 66H184V67H185ZM198 66H201L202 68H200V67H198ZM204 66H205V67H204ZM11 67H12V68H11ZM14 67H15V69H14ZM23 67H24V68H23ZM25 67H26V68H25ZM32 67H33V66H32ZM34 67H35V65H34ZM34 67H33V69H34ZM42 67H43V66H42ZM63 67H66L67 69H66V68H63ZM71 67H72V68H71ZM83 67H80V68L83 69ZM100 67H101V68L103 67V68L101 69ZM122 67H123V68H122ZM180 67H181V66H180ZM184 67H183V65H182V67H181L182 69H181V68L179 69L178 72H179L180 75H181V73L185 70ZM192 67H193V68H192ZM85 68H84V69H85ZM104 68H105L107 71L109 70L111 73H110V72L108 73V72L105 70L106 73H107V74H105V72H104V70H103ZM107 68H108V69H107ZM112 68H114V69H112ZM115 68H116V69H115ZM124 68H125V69H124ZM126 68H127V70H126ZM131 68L133 69V71H132ZM138 68H139V66H138ZM176 68H177V67H176ZM191 68H192V71H191ZM195 68H196V69H195ZM198 68H199L200 70H198ZM204 68H205V70H204ZM43 69H44V68H43ZM61 69H62V70H61ZM65 69H66V70H65ZM68 69H69V72H67V73H68V75H67L66 71H68ZM84 69H83V71H84ZM140 69H141V68H140ZM183 69H184V70H183ZM206 69H207V70H206ZM7 70H8V71H7ZM10 70H11V71H10ZM58 70H59V71H58ZM70 70H71V71H70ZM102 70H103V71H102ZM123 70H124V71H123ZM128 70H129V71H128ZM130 70H131V71H130ZM134 70H136V71L134 72ZM138 70H139V69H138ZM146 70H148V69H146ZM146 70H145V71H146ZM181 70H183V71L180 72ZM12 71H13V73H12ZM32 71H33V70H32ZM34 71H33V72H34ZM64 71H65V72H64ZM73 71H74V70H73ZM80 71H82V70L80 69ZM86 71H87V73H89V74L92 72V73H91L92 76H89V75L87 74L88 76L86 77V75H84V73H86ZM90 71H91V72H90ZM117 71H118V72H117ZM127 71H128V72H127ZM139 71H140V70H139ZM141 71H142V70H141ZM148 71H149V70H148ZM199 71H200V72H199ZM206 71H207V72H206ZM59 72H60V73H59ZM102 72H103V73H102ZM122 72H123V73H122ZM184 72H185V71H184ZM184 72H183V73H184ZM195 72H197V73H195ZM198 72H199V73H198ZM201 72H202V73H201ZM15 73H17V74H15ZM65 73H66V74H65ZM79 73H80V72H79ZM79 73H78V74H79ZM81 73H80V74H81ZM134 73H135V74H134ZM139 73H140V72H139ZM141 73H142V72H141ZM144 73H145V72H144ZM144 73H142V74H144ZM185 73H186V72H185ZM203 73H204V74H203ZM36 74H35V75L33 74V77H37V79H39V77L36 76ZM45 74H46V75H45ZM62 74H63V75H62ZM69 74H70V76H69ZM73 74H74V75H73ZM101 74H103V75H101ZM109 74H110V75L112 74V75L110 76ZM121 74H122V75H121ZM133 74H134V75H133ZM142 74H141V76H142ZM146 74H147V71H146ZM148 74H150V73L148 72ZM148 74H147V77H148ZM10 75H11V76H10ZM18 75H19V76H18ZM23 75H25V80H24L25 82L23 81V79H24ZM61 75H62V77H61ZM98 75H99V76H98ZM104 75H105V76H104ZM106 75H107L108 77L110 76L111 78H108ZM126 75H127V76H126ZM131 75H132V76H131ZM144 75H145V74H144ZM182 75L184 76V75H186V74H182ZM193 75H191V76H193ZM208 75H209V73H208ZM208 75H207V76H208ZM3 76H4V77H3ZM9 76H10V77H9ZM20 76L23 77V78H21ZM64 76H65V77H64ZM81 76H82V75H81ZM100 76H101V77H100ZM103 76H104L105 78H104ZM117 76H119V77H117ZM120 76H121V77H120ZM134 76H135V77H134ZM186 76H187V75H186ZM186 76H184V77H186ZM188 76H189V75H188ZM17 77H18V80H19V81L17 80ZM69 77H70L71 79H70ZM84 77H82V80H83ZM102 77H103V78H102ZM114 77H115V78H114ZM122 77H124V78H122ZM136 77H137V78H136ZM144 77L146 78V76H143V78H144ZM11 78H12V79H11ZM41 78L43 79V81L45 80L44 83H43V81H42ZM52 78H53V79H52ZM54 78H56L55 81H57L58 83L55 82V81H51V80H54ZM59 78H60V80H59ZM61 78H62V79H61ZM101 78H102V79H101ZM120 78H121V80H120ZM135 78H136V79H135ZM150 78H151V77H150ZM4 79H7L8 81H6V80H4ZM9 79H11V80H9ZM35 79H36V78H35ZM64 79H65V80H64ZM69 79H70V80H69ZM75 79H76V80H75ZM106 79H109V80L106 81ZM113 79H114V80H113ZM129 79H130V81H129ZM131 79H133V80H131ZM134 79H135V81H137V83L134 82ZM27 80H28V83L26 84V81H27ZM46 80H48V81H46ZM63 80H64V81H63ZM72 80H73V81H72ZM74 80L78 82V83L76 82V84H78V85H77L78 87L75 85V81H74ZM80 80H81V79H80ZM100 80H101V81H100ZM104 80H105V81H104ZM144 80H145V79H144ZM150 80H151V79H150ZM2 81H4V82H2ZM5 81H6V82H5ZM20 81L23 83L24 86L28 85V86L31 87V88H32V86L34 87V88H32V90H35V91L30 90L29 92H27V93H31V91H32V92H35L36 94H35V93L33 94L34 97H33L32 93H31V95H32L33 98H32V97L30 98L31 95L29 96V94H28V95H27V94H24V89H23V93L21 94L22 89H20V87H22L23 85H22V83H21ZM34 81H35V80H34ZM89 81H88V82H89ZM92 81H93V80H92ZM92 81L89 82V85L92 84V83H91ZM102 81H104V82H102ZM110 81H111V82H110ZM119 81H120V82H119ZM145 81H146V80H145ZM147 81H148V80H147ZM12 82L14 83V85H13ZM38 82H42V83H38ZM54 82H55V84H56V87H54V86H55ZM67 82H72V83H67ZM73 82H74V83H73ZM83 82H84V84H83ZM85 82H86L87 84H85ZM115 82H116V84H115ZM11 83H12V86H13V87L11 86ZM16 83H17V84H16ZM31 83H32V82H31ZM61 83H62V84H61ZM64 83H65V84H64ZM90 83H91V84H90ZM103 83H104V84H103ZM130 83H132V84H130ZM134 83H135L136 85H134ZM138 83H139V84H138ZM20 84H21V85H20ZM49 84H50L51 86H50ZM58 84H59V86H58ZM98 84H99V85H98ZM112 84H113V85H112ZM137 84H138V85H137ZM146 84H147V83H146ZM31 85H32V86H31ZM45 85H46V86L48 85V86L45 88V87H43V86H45ZM63 85H66V86L68 85V88H69V89H67V87H63ZM107 85H108V86H107ZM116 85H117L118 87H117ZM130 85H131V86H130ZM3 86H4V87H3ZM19 86H20V87H19ZM24 86H23V87H24ZM73 86H74V87H73ZM84 86H86V87H84ZM97 86H98V87H97ZM99 86H100V87H99ZM109 86H110V88H109ZM120 86H121V87H120ZM11 87H12V88H11ZM17 87H18V88H17ZM26 87H27V86H26ZM62 87H63V88H62ZM79 87H81V88H83V89L85 88V89H84V90L82 89L83 91H82V90L79 91ZM89 87H88V88H89ZM95 87L97 88V90L95 89ZM103 87H104V88H103ZM105 87H106V88H105ZM2 88H4V89L7 90V91H5V90L3 89V90H4V92H3ZM16 88H17V89H16ZM31 88H30V89H31ZM36 88H37V91H36ZM49 88H51L53 91H52L51 89H49ZM56 88H57V89L60 88V89L57 90ZM65 88H66V89H65ZM98 88H101V89H98ZM102 88H103L104 90L106 89V91H104ZM124 88H125V89H124ZM133 88H134V89H133ZM142 88H143V89H142ZM145 88H146V89H145ZM10 89H11V91H12V92H11L12 94H11L10 92H9L8 94H6V93L8 92V90H10ZM12 89H13V90H12ZM25 89H28V88H25ZM44 89H45V90H44ZM64 89H65V90H64ZM70 89H71V90L74 89L73 91H71V93L75 92V93H73L74 97L72 96L71 93H69V92H70ZM77 89H78V90H77ZM94 89H95V90H94ZM116 89H117V90H116ZM135 89H136V91H135ZM159 89H160V88H159ZM159 89H158V90H159ZM19 90H20V91H19ZM46 90H47V91H46ZM48 90H50V91H48ZM62 90H63V91H62ZM67 90H69V91H68V94H69V95H68V94H67V95L65 94V92L67 93ZM93 90H94V91H93ZM160 90H162V89H160ZM16 91H17V92H16ZM18 91H19V92H18ZM27 91H28V90H27ZM56 91H57V93H59L58 95L56 94ZM61 91H62V92H61ZM78 91H79V92H82V93H79ZM88 91H89V93H88ZM99 91H100V92H99ZM103 91H104V94H101V96H100L99 94L102 93ZM119 91H120V92H119ZM133 91H134V92H133ZM145 91H146V92H145ZM1 92H2V93H1ZM13 92H14V93H13ZM46 92H47V93H46ZM49 92H50L51 94H49ZM91 92H97L98 94L95 95L94 93H91ZM109 92H110V93H109ZM113 92H114V93H113ZM16 93H17V95L19 94L21 97H20V96H17L18 99H16V98H17V97H15V96H16V95H15ZM25 93H26V92H25ZM44 93L48 94L49 96L46 95V94H44ZM53 93L56 94V100H59V99H60V100H63L64 103H63L62 101H58V102H57V101L55 100V98H54L55 96L53 95ZM77 93H78L80 96H82L81 94H83V96L81 97V99H80V97H79V95H78ZM90 93H91V94H90ZM121 93H122V94H121ZM125 93H126V94H125ZM144 93H143V94H144ZM10 94H11L12 96H11ZM60 94H62V95L60 96ZM70 94H71V95H70ZM76 94H77L78 97L76 96ZM92 94H93L94 96H93ZM22 95H23V96H22ZM24 95H27V98L29 99V101H28L27 98L25 99V96H24ZM45 95L48 96L49 98H51L50 101H49V98H48V97L46 98ZM50 95L53 96V97H51ZM64 95H65V96H64ZM85 95H86V96H85ZM90 95H91V96H90ZM98 95H99L100 97H102V95H104V99H105V100H104L103 98H101V100L98 99V98H97ZM145 95H146V94H145ZM147 95H146V96H147ZM150 95H151L152 98L150 97ZM5 96H6V97H10V96H11V97H13L14 99L11 98V97H10V98H6ZM35 96H36V97H35ZM37 96H38V97H42V98H44L45 100L39 99ZM68 96H72L73 98H71V97L68 98ZM117 96H118V97H117ZM125 96H126L127 99H126V98H123V97H125ZM127 96H128V97H127ZM141 96H142V95H141ZM19 97H20L21 99H20ZM57 97H58L59 99H58ZM61 97H62V98H61ZM66 97L68 98V101H67V98H66ZM83 97H86L87 99H86V98L84 99ZM89 97H90V98H89ZM92 97L94 98V100H92ZM100 97H99V98H100ZM107 97L111 98V100H110L109 98H107ZM156 97H157L158 99H157ZM5 98H6V100H7V99H9V100L12 99V100H10L9 102H7L8 100L6 101ZM22 98H23V99H22ZM35 98H36V99H35ZM70 98H71V99H70ZM75 98H76V99H75ZM96 98H97L98 101L96 100ZM106 98H107V99H106ZM19 99L21 100V102H19V101H20ZM24 99H25V100H24ZM30 99H31V100H30ZM34 99H35V100H34ZM38 99H39V100H38ZM47 99H48V101H47ZM53 99H54V101H56L57 103L53 102V101H52ZM72 99H73V100H72ZM82 99H84V101H81ZM90 99H91V100H90ZM135 99H136V100H135ZM152 99H153V100H152ZM2 100H3V101H2ZM22 100H23V102L25 101L26 103L24 102L25 104H23V103H22ZM71 100H72L73 102H72ZM74 100L77 101V102H75ZM85 100H86V101L89 100L92 106L90 105L89 101L86 102V103H87V104H86V103H85ZM119 100H120V101H119ZM130 100H131V101H130ZM146 100H147V103H146ZM149 100H150V101H149ZM159 100H160V101L162 100L161 104H160V101H159ZM16 101H18V102H17V105H16ZM37 101H38V102H37ZM41 101H42V102H41ZM70 101H71V102H70ZM78 101H80V102H79V104L77 105ZM91 101H92V102H91ZM95 101H96L97 105H99L98 102L100 103V105H99L98 107H95V106H96ZM102 101H105V102H102ZM106 101H107V102H106ZM110 101H111V103H110ZM117 101H118V102H117ZM128 101H130V103H129ZM141 101H143V102H141ZM151 101H152V102H151ZM153 101H154V104H153ZM3 102H5V103H3ZM11 102H12L16 107H15L13 104H11ZM30 102H31L32 104H30ZM33 102H34V103L37 102V103H35V105H33V104H34ZM52 102L55 103V104H53ZM67 102H68V103H67ZM81 102H82L84 105H82ZM93 102H94L95 106H93V105H94ZM101 102H102V104H101ZM125 102H126V103H125ZM157 102H158V103H157ZM27 103H28V104H27ZM39 103H40L41 105H39ZM47 103H48V104H47ZM50 103H51V104H50ZM58 103H59V104H58ZM61 103H62V104H61ZM71 103H72V106H71ZM73 103H74V104L76 103V105H73ZM118 103H119V104H118ZM123 103H125V104H123ZM144 103H146L147 105L144 104ZM20 104H21V105H20ZM43 104H44V105H43ZM49 104H50V105H49ZM52 104H53V105H52ZM63 104H64V105H63ZM68 104H69L70 106H68ZM103 104H104V105H103ZM110 104H111V105H110ZM122 104H123V105H122ZM131 104H132V105H131ZM136 104H137V105H136ZM152 104H153V105H152ZM10 105H11V106H10ZM18 105H19V107L21 106L22 108H21V107L18 108ZM25 105H26V106H25ZM30 105H31V106H30ZM36 105H37V106L39 105V106L37 107ZM51 105H52V107H51ZM54 105H56V106L54 107ZM61 105H62V106H61ZM80 105H81V106H80ZM87 105H88V106H87ZM107 105H108L110 108H109ZM114 105H115V106H114ZM127 105H128V106H127ZM145 105H146V106H145ZM154 105H155V106H154ZM3 106H4V107H3ZM6 106H7V107H6ZM9 106H10L12 109H11ZM24 106H25V109L23 110ZM32 106L35 107V108H33ZM45 106H46V108H44ZM48 106L51 108V109H50L51 111L56 112V115H55L54 112H51V111H48V110H47V109H49V108H47ZM67 106H68V107H67ZM79 106L81 107V109H83V108H85V109H83V110L80 111V110H79V109H80ZM82 106H83V107H82ZM85 106H86V107H85ZM100 106H102V107L104 106V107H105V108H104V111H105L107 114L112 113V114H110V115H113V116H110V118H109V116H108L107 114H106V115H107V116H106L105 113H103V112H104V111H103V108L101 107V108H102V109H101ZM138 106H139V108H138ZM141 106H142V107H141ZM144 106H145V107H144ZM170 106H171V104H170ZM14 107H15V108H14ZM26 107H27V108H26ZM28 107H30V108H29V109H30L29 112L27 111V110H29ZM36 107H37V108H36ZM57 107H58V108H57ZM62 107H63V108H62ZM64 107H65L66 109H65ZM69 107H70V109H67V108H69ZM73 107H74V108H73ZM89 107H90V108H89ZM93 107H94V108H93ZM107 107H108V108H107ZM127 107H128V108H127ZM131 107H132V108H131ZM140 107H141L142 109H141ZM171 107H172V106H171ZM42 108H43V111L46 110V113H45V111H44V112L41 111ZM61 108H62V110H61ZM75 108H76V109H75ZM91 108H92V111L94 112V113H93L94 115L97 114V113L95 114V111H94V110H96L95 108H97L98 110H100V112H98V110H96V112H98L99 114L101 113V115L97 114V117H98V116L101 117V119L98 118L99 120H98L97 117L94 116V115H92V116L96 117L95 119H94L93 117L91 118V115H90V119L87 118V120H90V123H93L92 121H94V120H97L98 122H101V123L98 124V122L96 123V121H94V124H95V125H93V127L91 126V124L88 123V121L86 122V123L89 124L88 127L90 126V128H92V129L94 128V129H93V135L91 134V133H92V132H91L92 129L90 130L89 128H85L86 126H84V125H86V123H85L84 125L81 124V125H83L84 127H82V126L80 125V126H81V127H80L81 132H79V131H77V130H75V134H74V132H71L74 136H72V134H71L70 132H69L70 134H69L68 132H67V133L64 132V130H63L62 128H66V126H68V127L73 126V125H71V124H74V125L76 126V129H79V128H78L79 125H77L76 122L74 123V121H76L74 118H78L79 115H81V114H78V117H75L74 109H75V110H78V111H79L80 113H82V115H83L84 113L87 114V113H88L87 111H88V110L90 111ZM106 108H107V109H110L111 111H109V110L106 111ZM133 108H134V109H133ZM143 108H144V109H143ZM2 109H4V110L2 111ZM9 109H10V112H9ZM13 109H14V110H13ZM19 109H21L20 112H19ZM37 109H38V111L41 112V114H40V112H36ZM40 109H41V110H40ZM58 109H59L60 111H59ZM72 109H73V110H72ZM129 109H130V110H129ZM137 109H138V110H137ZM17 110H18V112H16ZM32 110H33V111H32ZM63 110H64V111L66 110V111H68V112H63ZM86 110H87V111H86ZM112 110H113V111H112ZM131 110H132V112H131ZM139 110H140V111H139ZM143 110H144V111H143ZM11 111H12V112H11ZM21 111H22V112H21ZM57 111L60 112V113L58 114ZM69 111H70V112L72 111V113H74V115H71V113H70ZM78 111H76V112H78ZM82 111H83V112H82ZM85 111H86L87 113H86ZM92 111H91V112H92ZM102 111H103V112H102ZM137 111H138V113H137ZM13 112H14V114H13ZM26 112H27V113H26ZM34 112H36L35 115L33 114ZM62 112H63V113H62ZM79 112H78V113H79ZM91 112H89V114H90ZM114 112H115V113H114ZM130 112H131V113H130ZM142 112H143V113H142ZM148 112H149L150 114H149ZM159 112H160V113H159ZM172 112H173V110L170 112L171 114H173V115L171 116V117L173 118V117H175V116H174L175 113H174V112L172 113ZM15 113H16V115H18V116H16ZM17 113H18V114H17ZM28 113H29L30 115H29ZM38 113H39V114H38ZM43 113H45V114H43ZM50 113H51V114H50ZM113 113H114L115 115H114ZM134 113H135V115H134ZM163 113H162V114H163ZM170 113H169V115H171ZM9 114H10V115H9ZM12 114H13V115H12ZM19 114H24V115L20 116ZM25 114H26V115H25ZM31 114H32V116L34 115L33 117H35V118H33V117L31 118ZM36 114H37L38 116H37ZM48 114H50L51 116L48 115ZM67 114H68V116H69L70 119L67 118V117H68ZM76 114H77V113H76ZM85 114H84V115H85ZM138 114H139V116H138ZM162 114H161V115H162ZM27 115H29V118H30V119H33L34 121H33V120H28L29 118H26V117H28ZM39 115H42V117L40 116V117L43 119L42 121H41V118L39 117ZM46 115H48L47 118L45 117ZM54 115H55V117H54ZM59 115H60V116H59ZM62 115H63V117H62ZM64 115H65V116H64ZM82 115H81V116H82ZM126 115H127V116H126ZM128 115H129V116L131 115V116L129 117ZM132 115H133V117H132ZM136 115H137V116H136ZM141 115H142L143 117H142ZM147 115H148V116H147ZM150 115H151V116H150ZM167 115H168V114L166 113L164 116H167ZM169 115H168V116H169ZM13 116H14V118H13ZM19 116L22 117V118H24V119L20 118ZM49 116H50V117H49ZM66 116H67V117H66ZM86 116H87V115H86ZM104 116H105V117H104ZM117 116H118V117H117ZM124 116H125V117H124ZM134 116H135V117H134ZM168 116H167V117H168ZM11 117H12V118H11ZM18 117H19V118H18ZM43 117H45L46 120H45ZM58 117H59V118H58ZM65 117H66V118H65ZM72 117H73V118H72ZM82 117H85V116H82ZM107 117H108V118H107ZM111 117H115V118L117 117V120H115V119L113 118V119H114L113 121H114V123H115V121H116L117 126H115V124L113 123ZM123 117H124V118H123ZM126 117H127V118H126ZM139 117H140L141 121H140V119H138ZM156 117H157V118H156ZM162 117H163V115H162ZM169 117H170V116H169ZM37 118H38V119H37ZM71 118H72V119H71ZM79 118H80V117H79ZM147 118H148V119H147ZM172 118H171V119H172ZM18 119H19V120H18ZM35 119H37V120L35 121ZM47 119H48V122H47ZM51 119H52V120H51ZM58 119H59V120L61 119V120L59 121ZM64 119H65V122H66V119H67L68 122H66V123L63 122ZM85 119H86V118L83 119L84 122H85ZM91 119H93V120L91 121ZM108 119H109V120L111 119L110 122H109ZM132 119H133V120L135 119L136 122H135V121L132 122ZM144 119H145V120H144ZM165 119H166V117H165ZM13 120H14V121H13ZM27 120H28V122H26ZM56 120H57V121L60 123V125H62V126H58V125H56V124H59ZM102 120H103V121H102ZM104 120H105V121H104ZM126 120H127V121H126ZM129 120H130V121H129ZM155 120H156L158 123H157ZM163 120L166 122V125H165L166 130H167V131H165L166 133L163 131V130L165 129V128H164V124H165V123H164L163 125L160 124V123L164 122ZM174 120H175V118H174ZM174 120H173V121H174ZM20 121H21V122H20ZM29 121H30V123H29ZM32 121H33L34 123H33ZM38 121H40V123H39ZM45 121H46V122H45ZM72 121H73V122H72ZM83 121H82V122H83ZM111 121H112V123H111ZM122 121H123V122H122ZM125 121H126V123H125ZM138 121H139V122H138ZM159 121H160V123H159ZM161 121H162V122H161ZM22 122H23V123H22ZM31 122H32V123H31ZM41 122H44V123H46V124H45V125H44V124L41 125ZM52 122H53V123H52ZM54 122H55V123H54ZM62 122H63V123H62ZM69 122H72V123H69ZM84 122H83V123H84ZM102 122H106V124H108L109 126L112 125V127L114 126L115 128H117V127H118V128L115 129V128L113 127V131L115 132V133H114V132L112 131V129H110L111 127H109V128H108V127H105L104 125H106V124H105V123L102 124ZM107 122H109V123H107ZM129 122H131V124H130ZM141 122H142V123H141ZM174 122H175V121H174ZM174 122H173V123H174ZM10 123H11V125H10ZM35 123H38V124H40V125H37V124H36L35 126H33V124H35ZM61 123H62V124H61ZM122 123H123V124H122ZM135 123H136V124H135ZM138 123H139V124H138ZM2 124H3V125H2ZM7 124H8V125H7ZM25 124H26V125H25ZM31 124H32V125H31ZM53 124H54V126L56 125L58 128H57V127H54ZM64 124H65V125H64ZM69 124H70V125H69ZM97 124H98V125H97ZM101 124H102L103 126H100ZM126 124H127V125H126ZM134 124H135V125H134ZM137 124H138V125H137ZM140 124H141V125H140ZM153 124H154V125H153ZM158 124H160L159 127H158ZM167 124L169 125L170 128L167 127V126H168ZM15 125H16V126H15ZM46 125H47V130H46ZM48 125H49V127H48ZM63 125H64L65 127H64ZM108 125H106V126H108ZM171 125H173V124H171ZM10 126H11V128H10ZM29 126H30V127H29ZM40 126H41V128H42V127H43V128L41 129ZM77 126H78V127H77ZM94 126H95V127H94ZM98 126H100V127H98ZM127 126H129V128H128ZM133 126H134V127H133ZM151 126H152V127L155 126V128H150ZM161 126H163V127H161ZM2 127H3V128H2ZM33 127H34V129H33ZM44 127H45V129H44ZM61 127H62V128H61ZM122 127H123V128H122ZM125 127H126V128H125ZM137 127H138V129H135V128H137ZM156 127H157V130H158V128L160 129V131H158L159 134H158V133H154V132H157ZM173 127H174V125H173ZM16 128H17V129H16ZM24 128H25V129H24ZM36 128H37V129L40 128V129L37 130ZM51 128H52V129H51ZM55 128H57V129H55ZM59 128H61V129H59ZM82 128L90 130V132H91V133H90V134H91V135H90V138H88V137H89V135H88V131L82 130ZM96 128H97V130H96ZM98 128H99V130H98ZM100 128L103 129V130H102V134H98V133H100V131H101ZM104 128H105V129H104ZM106 128H108V129H106ZM127 128H128V129H127ZM162 128H164V129H162ZM167 128H169V129H167ZM2 129H3V130H2ZM5 129H6V130H5ZM9 129H10V130H9ZM21 129H22V130H21ZM43 129H44V130H43ZM50 129H51L52 131H49ZM58 129L61 130V131L59 132ZM109 129H110V130H109ZM133 129H134L135 132H134V131H131V130H133ZM139 129H140V131H139ZM143 129H144V130H143ZM146 129H147V130H146ZM4 130H5V131H4ZM11 130H12V131H11ZM42 130H43L44 132H43ZM54 130H58V131H55V132L58 133V134H60L62 137L59 136V135H58L59 137H57L56 134H55V132H54ZM94 130H96L95 133H94ZM105 130H107V131H105ZM142 130H143V131H142ZM151 130H152V131H151ZM32 131H35V133L32 132ZM47 131H49V134L47 133ZM97 131H98V132H97ZM111 131H112V133H110ZM136 131H137V133H136ZM147 131H148V132H147ZM153 131H154V132H153ZM162 131H163L165 134H164ZM38 132H40V133H38ZM41 132H43V133H41ZM53 132H54V133H53ZM62 132H63V133H62ZM77 132H79V134L81 133V134H83V135H80V136H79ZM83 132H84V133H83ZM106 132H107V133H106ZM138 132H139L140 134H139ZM142 132H143V133H142ZM151 132H152V133H151ZM161 132H162V133H161ZM170 132H171V131H170ZM3 133H1V134H3ZM9 133H8V134H9ZM13 133H12V135H13ZM16 133H17V134H16ZM30 133H34V134H30ZM36 133H37V134H36ZM44 133H45V135H43V136H44L45 138L42 136V134H44ZM46 133H47V134H46ZM51 133H52V134H51ZM85 133H87V135H86ZM104 133H105V134H104ZM108 133H110V134L108 135ZM120 133H122V134H120ZM128 133H129V134H128ZM131 133H132V134H131ZM148 133H149V134H148ZM150 133H151V134H150ZM160 133H161V134H164L163 137H162V135H160ZM5 134H7V133L5 132ZM39 134H40V135H39ZM50 134H51L52 136H51ZM103 134H104V136H103ZM113 134H114V135H117L118 137H117V136H114ZM127 134H128V135H127ZM135 134H136V135H135ZM10 135H11V133H10ZM21 135H22V136H21ZM33 135H35V136H33ZM37 135L40 137L39 139H38ZM76 135H77V137H78L79 140L82 139V140H80L81 143H80L79 141H77V140H78L77 137H76L77 140H74V141L72 140ZM94 135H95L96 137H95ZM105 135L109 136V138H108L107 136L105 137ZM133 135H134V137H133ZM143 135H145V136H143ZM148 135H149V137H148ZM151 135H152L153 137H151ZM157 135H158V136H157ZM13 136H14V135H13ZM15 136H14V137H15ZM25 136H27V137H25ZM49 136H50V138H49ZM53 136H54V137H53ZM83 136H84V138H80V137H83ZM91 136H92V137L94 136L96 139H98V140H96V139H95V140H96V143L98 144L97 146L100 148V149H99L100 151L98 150V147L96 146L95 140L92 139L94 142L91 141ZM97 136H98L99 138H98ZM111 136H112V137H111ZM138 136H139L138 139H140L141 136H142V139L138 140V139L136 138V137H138ZM21 137H22V138H21ZM41 137H43V138H41ZM51 137H52V139H54V140L51 141ZM63 137H64V138H65V137H69V139L67 138V140L63 141V139H64ZM70 137H71V139H70ZM86 137L88 138V140H87ZM113 137H117V138H115V140H114ZM157 137H158V138H157ZM16 138H17V137H16ZM26 138H27V139H26ZM35 138H37V139H35ZM56 138H57V139H56ZM60 138H61V139H60ZM85 138H86L87 141L85 140ZM102 138H104V139H102ZM133 138H134V139H133ZM153 138H154V142L152 141ZM155 138L157 139V143H155V142H156ZM159 138H160V139H159ZM163 138H164V139H163ZM13 139H15V138H13ZM34 139H35V140H34ZM49 139H50L51 142H53L52 144L49 143V142H50ZM65 139H66V138H65ZM100 139H101V140H100ZM105 139H106V140H105ZM107 139L109 140L110 143L108 142ZM125 139H126V140H125ZM136 139H137V140H136ZM171 139H172L173 141H172ZM17 140H18V139H17ZM23 140H25L27 143L22 144V143L24 142ZM28 140H29V141H28ZM36 140H37V141H36ZM39 140H41V141H40L41 143L39 142ZM42 140H43V141H42ZM45 140H46L47 142L49 141V142H48V143H49V146L47 145L48 143L45 142ZM56 140H57V141H56ZM61 140H62V142H60ZM68 140H69V141H68ZM83 140H84V141H83ZM134 140H135V141H134ZM142 140H143L144 142H141ZM148 140H149V141L151 140L155 145H156V144H157V145L154 146V144H153L152 142H149ZM162 140H163V141H162ZM176 140H177V141H176ZM22 141H23V142H22ZM58 141H59V142H58ZM66 141H67V142H66ZM72 141H73V142H72ZM75 141H76L77 143H76ZM89 141L92 142V143H90L92 146H93L94 143H95L94 146H96L95 148L93 147L92 152L90 151V149H92V147H91L90 149L88 148L89 144H87V142L89 143ZM102 141H103V142H102ZM122 141H123V142H122ZM126 141H127V143H126ZM131 141H132V142H131ZM133 141H134L136 144H138V143L140 142V144L137 145L138 147H139V145H140V146H141L142 144H143V145H142L141 147L138 148L137 146H135L136 144L134 143V144H135V145H134V148H135V149H134V148H131V147H133V146H132V145H133ZM136 141H137V142L139 141V142L137 143ZM160 141H161V142H160ZM171 141H172V143H171ZM175 141H176L177 143H176ZM1 142H2V140H1ZM29 142H30L31 144H30ZM34 142H35V143H34ZM54 142L56 143V145H55ZM69 142H70V143H69ZM101 142H102V144H101ZM116 142H117V143H116ZM148 142H149V143H148ZM158 142H159V143H158ZM42 143H43V145H42ZM45 143H46L47 146L45 145ZM60 143H61L62 145H61ZM66 143H68L67 146H66ZM71 143H73V145H75V144H77V145H75L74 148H71V146H70ZM74 143H75V144H74ZM84 143H85V144H84ZM99 143H100V144H99ZM104 143H106V144H104ZM107 143H108V144H107ZM112 143H113V144L115 143L116 145H115V144L113 145ZM125 143H126V144H125ZM128 143H129V144H128ZM131 143H132V145H131ZM141 143H142V144H141ZM151 143L153 144V146H152ZM50 144H51V145H50ZM63 144H65V145H63ZM44 145L46 146L45 149H43V148L45 147ZM53 145H55V146H54L55 148L52 147ZM59 145H61V147H60ZM73 145H72V147H73ZM85 145H88V146H85ZM91 145H90V146H91ZM104 145H105V147H104ZM106 145H107V147H106ZM112 145H113V146H112ZM117 145H118V146H117ZM130 145H131V146H130ZM29 146H30L31 148H30ZM58 146H59V147H58ZM62 146H63V148H62ZM90 146H89V147H90ZM102 146L105 148V150H104V148H103ZM42 147H43V148H42ZM57 147H58V148H57ZM67 147H69V148H71V149H69V148H67ZM108 147H109V148H108ZM155 147H157V148H155ZM176 147H177V148H176ZM28 148H29V149H28ZM39 148H40V149H39ZM49 148H52V150L49 149ZM61 148H62V150H63V153H65V154H62V153H61L62 150H59V149H61ZM66 148H67V149H66ZM82 148H84V149H82ZM96 148H97V149H96ZM107 148H108V149H107ZM120 148H121L122 150H121ZM136 148H137V149H136ZM140 148H141V149H140ZM144 148H146L145 151H144ZM152 148H153V149H152ZM8 149H9V151H8ZM36 149H37V150H36ZM56 149H57V151H56ZM74 149H75V150H74ZM94 149H95V153H94ZM110 149H111V150H110ZM112 149H113V150H112ZM133 149H134V150H133ZM151 149H152V150H151ZM3 150H4V149H2V152H0V153H2V154L6 153V152H5L6 150H5V151H3ZM12 150H13V151H12ZM64 150H65V151H64ZM66 150H67V151H66ZM70 150H71V151H70ZM73 150H74V151H73ZM84 150H85V151H84ZM96 150H97V151H96ZM118 150H119V151H118ZM131 150H132V152H130ZM137 150H138V151L140 150V152H137ZM174 150H176V151H174ZM11 151H12L13 153H11ZM37 151H38V152H37ZM54 151H56V152H54ZM68 151H70V152L68 153ZM108 151H110V152H108ZM123 151H124V152H123ZM148 151H149V153H148ZM153 151H154V152H153ZM168 151H169V152H168ZM171 151H172V152L174 151V152H173L172 155L170 156L169 153H170ZM3 152H4V153H3ZM9 152H10L11 154H9ZM39 152H41V153H39ZM66 152H67L70 156H69V155H67L68 157L64 156V155L67 154ZM71 152H72V153H71ZM87 152H88V153L91 152V154L89 155ZM98 152H99V153H98ZM101 152H103L104 154L101 153ZM105 152L107 153V155L105 154ZM127 152H130V153H127ZM133 152H134L135 155L133 154ZM150 152H151L152 154H151ZM24 153H25V154H24ZM37 153H38V154H37ZM57 153H61V154L56 155ZM73 153H74L75 155H74ZM92 153H93V156L96 155L97 157H95V158H99V160H94V161H92V160H93V158H92ZM97 153H98L99 155H101L102 157H101V156L98 157V154H97ZM109 153H110V154H109ZM116 153H117V154H116ZM146 153H147L148 155H147ZM7 154L5 155V159H4V156H2V158L4 159V161H5V160L7 161V159H6ZM132 154H133V155H132ZM162 154H163V155H162ZM170 154H171V153H170ZM14 155H16L15 158H14ZM19 155H20V154H19ZM19 155H18V156H19ZM31 155H32V156H31ZM46 155H47V156H46ZM59 155H62V156H59ZM71 155H73L74 157L71 156ZM87 155L91 156L92 159L89 157V158L91 159V160H90V159L87 157ZM103 155H105V156H103ZM109 155L112 156L113 158L110 157ZM120 155H121V156H120ZM145 155H146V156H145ZM167 155H168V156H167ZM35 156H36V157H35ZM45 156H46V157H45ZM48 156H49L51 159H50ZM78 156H79V157H78ZM134 156H135L136 158H135ZM144 156H145V157H144ZM148 156H149V158H147ZM152 156H154V157L151 158ZM169 156H170V157H169ZM176 156H178V153H177ZM176 156H174V157H175L176 159H178ZM27 157H28L29 159H27ZM53 157H54V158H53ZM56 157H57V158H56ZM59 157H60V158H59ZM64 157L68 158V160H67L66 158H64ZM72 157H73V158H72ZM84 157H85V158H84ZM103 157H105V158L103 159ZM109 157H110V158H109ZM123 157H124V158H123ZM125 157H126V158H125ZM163 157H168V158H163ZM25 158H26V159H25ZM55 158H56V160H55ZM58 158H59L60 160H59ZM82 158H83V159H82ZM86 158H88V159H86ZM95 158H94V159H95ZM100 158L103 159L105 162L102 161ZM116 158H117V159H116ZM134 158H135V160H134ZM0 159H1V158H0ZM24 159H25V161H24ZM84 159H86V160H88V161H90V162H88V161L86 162V160L84 161ZM114 159H115V160H114ZM132 159H133V160H132ZM140 159H141V160H140ZM153 159H154V160H153ZM162 159H163V160H162ZM165 159H166V160H165ZM176 159H174V160H176ZM8 160H9V158H8ZM28 160H29V162H28ZM57 160H59V162H58ZM63 160H64V161L66 160V161L64 162ZM73 160H72V164L70 163V165H75V164H76ZM81 160H83L84 162L81 161ZM137 160H138V161H137ZM146 160H147V161H146ZM151 160H152V161H151ZM167 160H170V161H167ZM174 160H173V162H175ZM1 161H2V160H1ZM30 161H31V162H30ZM49 161H50V162L55 161V162H54V164H53V163H50ZM56 161H57V162H56ZM68 161H69V163H68ZM106 161H108V162H106ZM127 161H130L131 163H130V162L128 163ZM136 161H137V162H136ZM145 161H146V162H145ZM162 161H163V162L165 161V162H164L165 165L163 164ZM2 162H3V161H2ZM62 162H63V163H62ZM73 162H74V164H73ZM85 162H86V163H85ZM98 162H99L101 165L98 164ZM101 162H102V163H101ZM134 162H135V163H134ZM144 162H145V163H144ZM171 162H172V161H171ZM173 162H172V164H173ZM4 163H6V162H4ZM33 163H35V164H33ZM49 163H50V164H49ZM67 163H68V164H67ZM88 163H90V164H88ZM104 163H105V164H104ZM115 163H116V164H115ZM126 163H127V164H126ZM16 164H13V166L16 167V166H17ZM31 164H33V165H31ZM47 164H48V165H47ZM51 164H52V166H51ZM56 164H57V165H56ZM66 164H67V165H66ZM97 164L100 165V166H98V168H97ZM102 164H103V166L106 165V167H105V166L103 167ZM125 164H126V165H125ZM143 164H144V165H143ZM25 165H27L28 167L26 166V167H27V168H26ZM127 165H128V166H127ZM23 166H24V167H23ZM36 166H37V167H36ZM57 166H58V167H57ZM64 166L67 167V170H66V171H65L66 167H64ZM124 166H125V168H124ZM130 166H131V167H130ZM132 166H133V167H132ZM145 166H146V167H145ZM6 167H7V166H6ZM50 167H51V168H50ZM55 167H56V168H55ZM61 167L64 169L65 176H63L64 172H62V173L60 172V169H61V171H63V169H62ZM70 167H71V166H69V168H70ZM108 167H109V169H108ZM129 167H130V168H129ZM147 167H148V168H147ZM151 167H153V170H152V171H151V169H152ZM166 167H167V166H166ZM166 167H165V169H166ZM7 168H8V167H7ZM11 168L13 169V171L15 170L14 173H15V174L17 173V175L13 174V171H12ZM16 168H17V167H16ZM57 168H58V169H57ZM121 168H124V169H121ZM150 168H151V169H150ZM21 169H22V170H21ZM53 169H55V170H53ZM97 169H98V170H97ZM103 169H104V171H103ZM107 169H108V170H107ZM120 169H121V170H120ZM130 169H131V170H130ZM6 170H7V169H6ZM6 170H5V171H6ZM52 170H53V171H52ZM58 170H59V171H58ZM68 170H69V171H68ZM119 170H120L121 172H120ZM122 170H123V171H122ZM140 170H141V171H140ZM142 170H143L144 172H143ZM134 171H135V172H134ZM29 172H30V173H29ZM51 172H53V173H51ZM54 172H55V173H54ZM58 172H59L60 174H58ZM66 172H67V173H66ZM100 172H103V173H100ZM136 172H137V173H136ZM139 172H140L141 174H139ZM33 173H34V174H33ZM49 173H51L50 176H49ZM56 173H57V174H56ZM121 173H123V174H121ZM134 173H135V175H134ZM145 173H146V174H145ZM155 173H156V172H155ZM155 173H154V175H153V178L156 177V174H157V173H156V174H155ZM61 174H62V175H61ZM125 174H128V175L125 176ZM14 175L16 176V178L14 177ZM18 175H19L20 179H19V177H17ZM53 175H54L55 178L53 177ZM56 175H58V177H57ZM78 175H79V174H78ZM82 175H83V176H82ZM119 175H120V176H119ZM121 175H122V176H121ZM123 175H124V176H123ZM133 175H134V176H133ZM137 175H138V176H137ZM140 175H141V176H140ZM152 175H151V177H149L150 179H149L148 177H147V178H148L149 180H152V179H153V178H152ZM61 176H62L63 178H62ZM13 177H14V179H13ZM56 177H57V178H56ZM59 177H60V178H59ZM64 177H65V178H64ZM66 177H67V178H66ZM89 177H87V178L85 177V178L88 179ZM115 177H116V178H115ZM118 177H119V178H118ZM139 177H138V178H139ZM7 178H8V173H7ZM26 178H27V177H26ZM48 178H49V179H48ZM61 178H62V179H61ZM94 178H95V177H94ZM105 178H106V179H105ZM151 178H152V179H151ZM15 179H17V180H15ZM83 179H84V177L80 180V182L84 183L85 185H86V183L88 182V180H89V181L91 180L90 178H89L88 180L85 179V181H84ZM96 179H97V178H96ZM96 179H95V180H96ZM112 179H113V180H112ZM118 179H120V180H118ZM125 179H126L127 184L124 186L123 184H124V182H125ZM144 179H145V181H146V178H143V181H144ZM157 179H158V178H157ZM7 180H8V179H7ZM10 180H8V181L10 182ZM12 180H11V181H12ZM20 180H21L22 182H20ZM34 180H33V181H34ZM48 180H49V181H48ZM82 180H83L84 182H83ZM95 180H94V179L92 180V182L94 183V185H91V182H90V184H89V183H87V184H89L91 187H94L95 185H98V184H99L98 186H100V183H98V184L96 183V184H95V182H97V181H95ZM97 180H98V179H97ZM102 180H103L104 182H103ZM115 180H116V183L113 182V181H115ZM121 180H124V181H121ZM128 180H129V181H128ZM136 180H137V179H136ZM149 180H147V181H149ZM47 181H48V183H47ZM65 181H63L60 185H58V187H60L61 185H62V187L68 185L67 183L64 185V182H65ZM86 181H87V182H86ZM117 181H118V182H117ZM120 181H121V182H120ZM134 181H135V180H134ZM147 181H146V182H147ZM155 181L157 182L158 180H155ZM109 182H110V183H109ZM119 182H120V184H119ZM126 182H125V183H126ZM135 182H136V181H135ZM146 182H143V183H146ZM12 183H13V181H12ZM70 183H71V182H69V184H70ZM93 183H92V184H93ZM143 183H142V185H143ZM154 183H155V182H154ZM19 184H18V186H19ZM47 184H48V186H47ZM54 184H55V183H54ZM52 185H53V184H52ZM106 185H107V186H106ZM128 185H127V186H128ZM135 185H136V186H135ZM142 185H141V186H142ZM54 186H57V183H56ZM80 186H81L82 188L84 187L83 184L79 185V187H80ZM113 186L110 187L109 190H112V191L114 192V188H113ZM28 187H30V188L34 187V189H33V188L30 189V188H28ZM81 187H80V188H81ZM85 187H86V186H85ZM85 187H84L83 189H85ZM87 187H88V185H87ZM87 187H86V188H87ZM116 187H115V190H116L115 192L119 191ZM0 188H1V186H0ZM88 188H89V187H88ZM88 188H87V189H88ZM44 189H45V190H44ZM119 189L122 191L121 188H119ZM15 190H17V188H16ZM43 190H44V191H43ZM85 190H86V189H85ZM90 190H91V191H90V193H91V192L93 191V189L90 188ZM101 190H102V189H101ZM101 190H100V191H101ZM29 191H31V192H29ZM42 191H43V192H42ZM121 191H119V192H120V196L123 195V194H122L123 192L121 193ZM19 192H20V193H19ZM86 192L88 193V190H87ZM140 192H141V191H140ZM29 193H30V194H29ZM38 193H39V194H38ZM81 193H83V192H81ZM15 194H16L17 196H16ZM18 194H20V196H18ZM40 194H41V195H40ZM115 194H117V196H119V193H115ZM121 194H122V195H121ZM30 195H31V196H30ZM42 195H43V196H42ZM61 195H62V194H61ZM4 196H5V197H4ZM14 196H16V198H15ZM35 196H36V198H35ZM79 196H81L80 198H82V199L84 198V197H83L84 195L82 196V195L79 194L78 197H79ZM120 196H119V197H120ZM17 197H18V198H17ZM19 197H20V199H19ZM28 197L30 198V200H29V204L26 203V202H28V200H27ZM38 197H39V198H38ZM80 198H78V199H80ZM117 198H118V197H117ZM14 199H15V200H14ZM25 199H26V201H25ZM69 199H70V202H69ZM72 199H74L73 195H72ZM82 199H81V200H82ZM19 200H20V202H19ZM36 200H37V202H36ZM38 200H39V201H38ZM45 200H46V199H45ZM83 200H84V199H83ZM153 200H154V199H153ZM13 201H15V202H13ZM23 201H24V203H23ZM30 201H31L32 203H31ZM63 201H64V202H63ZM79 201H80V200H79ZM39 202H40V203H39ZM68 202H69L71 205H69ZM1 203H3V204L5 203L6 206L4 205L3 207H1V206L3 205V204H1ZM12 203H13V204H12ZM19 203H20L21 205H20ZM34 203H35V204H34ZM36 203L44 205L43 207L47 206L48 204H50V205L52 204L51 206H49V208H51V209H49V208L47 209V207H46V208H43V207H42L43 209H46V210H44L45 212H40L39 217L42 216L41 221H40L39 217L37 216V213H35V212H37L38 210L41 211L42 208L40 207V209H38V210L35 209L34 211H32V208L34 209V206H35V207L38 206V204L36 205ZM46 203H47V205H45ZM31 204H33V205H31ZM53 205H55V207H54ZM65 205H66V206H65ZM13 206H14V207H13ZM22 206L24 207V209H23ZM26 206H27V207H26ZM29 206L31 207V209H29V208H30ZM40 206H41V205H40ZM52 206L54 207L55 210H56V209H57V210L55 211V210L52 208ZM62 206H63V209H62V211H60L61 208H62ZM64 206H65V207H64ZM4 207H5V208H4ZM28 207H29V208H28ZM38 207H39V206H38ZM59 207H60V208H59ZM3 208H4V209H3ZM16 208H17V209H16ZM58 208H59V209H58ZM129 208H130V207H129ZM25 209H28V210H29V213H28V214H26L28 211H26V212L24 211ZM17 210H18V211H17ZM20 210H21V211H20ZM36 210H37V211H36ZM22 211H23L24 213H23ZM30 211H31V214H30ZM46 211H47V212H46ZM48 211L50 212V215L48 214ZM51 211H52V212H51ZM58 211H60V212H58ZM129 211H130V213H131V211H133V215H134V216L132 217V215H131L132 213H131V214H130V218H129L128 216H125V217H127L128 219L126 218V219H124V220L121 219L123 213H122V214H120L121 212H120V213H117L116 221H117V219H118L119 221L121 220L122 222H124L125 224H124V223L122 224V228H124V229H132L133 227H130V228H128V227L133 223L132 221H134V220H135V224H136V223H137V222H136V219H137V221H138V218L140 217V216L138 215L139 211H138V212H135L136 214H134V209H133V210L130 209ZM18 212H19V213H18ZM20 212H21L22 215L20 214ZM32 212H34L35 214H33ZM53 212H54V213H53ZM57 212H58V215H60L61 217H59V216L57 215ZM38 213H39V211H38ZM42 213H43V214H42ZM45 213H46V214H45ZM59 213H60V214H59ZM14 214H15V215H14ZM23 214H24L26 217H23ZM32 214H33V215H32ZM41 214H42V215H41ZM44 214H45V215H44ZM47 214H48V216H47ZM52 214H53L54 217L52 216ZM112 214H114V213H112ZM118 214L121 215V216H119ZM13 215H14V216H13ZM20 215H21V216H20ZM30 215H32V216H30ZM56 215H57V217H55ZM124 215H125V214H124ZM124 215H123V216H124ZM137 215H138L139 217H138ZM33 216H34V217H33ZM35 216H36V217H35ZM43 216L46 217L48 220H46V218H43ZM49 216H50L51 218H50ZM8 217H9V218H8ZM48 217H49L51 220H50ZM58 217L60 218V219H59V222H60L61 224H60L59 222L56 221V220H58V219H57ZM64 217H65V215H64ZM111 217H113V221H114V220H115V218H114V217H115V214L112 215ZM119 217H120V218H119ZM125 217H124V218H125ZM131 217L133 218V220H132ZM137 217H138V218H137ZM17 218H18V219H17ZM23 218H24V219H23ZM25 218H26V219H25ZM34 218H36V220H33ZM55 218H56V219H55ZM20 219H21V220H20ZM29 219H30V220H29ZM37 219H38V220H37ZM63 219H64V221H65L66 217L63 218ZM45 220H46V221H45ZM52 220H53V221H52ZM131 220H132V221H131ZM140 220H141V219H139V221H140ZM8 221H9V222H8ZM10 221H11V222H10ZM37 221H38V222H37ZM116 221H115V222H116ZM121 221H120V222H121ZM20 222H19V224H21ZM30 222H31V223H30ZM36 222H37V223H36ZM40 222H41V223H40ZM49 222H50V223H49ZM54 222H55V223H54ZM130 222H131V224H130ZM1 223H0V225L3 226L4 224L2 223V224H3V225H2ZM12 223H14V226H13ZM38 223H39V225H37ZM140 223H141V222H140ZM140 223L138 222L136 225L139 226ZM6 224H7L8 226H7ZM9 224H11V226H12V227H10L11 229L8 228V227H9ZM19 224L17 223V225H19ZM49 224H50V226H51L50 228H49V226H48ZM56 224H57V225H56ZM59 224H60V225H59ZM129 224H130V225H129ZM46 225H47V226H46ZM54 225H55V226H54ZM127 225H128V227H127ZM132 225L135 227L136 230H139V229H137L138 227H137L136 225H134V224H132ZM132 225H131V226H132ZM141 225H142V224H141ZM21 226H22V225H21ZM26 226H28V227H26ZM31 226H32V228H31ZM53 226H54V227H53ZM62 226H63V225H62ZM117 226H118V225H117ZM119 226H120V225H119ZM37 227H38V228H37ZM4 228H3V229H4ZM23 228H24V229L27 228V229H25V230L23 231V230H22ZM28 228H30L31 230H29ZM33 228H34V229H33ZM36 228H37V229H36ZM61 228H62V227H61ZM61 228H59V231L61 230ZM5 229H4V230H5ZM9 229H10V230H9ZM32 229H33V230H32ZM35 229H36V230H35ZM52 229H53V230H52ZM135 229L133 228V230H135ZM27 230H29V231L27 232ZM37 230H38V231H37ZM136 230H135V231H136ZM30 231H31V232H30ZM32 231H34V232H32ZM39 231H40V232H39ZM59 231H58V232H59ZM130 231H132V230H130ZM135 231H134V232H135ZM4 232H5V231H4ZM23 232H24V234H23ZM25 232H27L28 235H27ZM38 232H39V233H38ZM42 232H43V233H42ZM134 232H133V234H134ZM17 233H18V234H17ZM20 233H21V236H20L21 238L19 237V234H20ZM29 233H31V234H29ZM37 233H38L39 235H38ZM41 233H42V234H41ZM33 234H34V235H33ZM36 234H37V235H36ZM43 234H46V236H47V235H48V236H47V237H44L45 235H43ZM51 234H52V235H51ZM87 234H89V235H87ZM35 235L37 236L36 240H38V239L40 240V239H42V238H43V239L46 238L45 240H49V241H45V242H48V245H49L48 247H49V248H50L51 245H52L53 247H54V246L56 247L57 244H59V247L57 246V248H60V249H56V248L54 247V249H55V250H54L53 247L51 246V247H52L51 250H52L53 253H52L51 251H49V253H48V249H47V246H46V247H45V252H44V251H43V250H44L43 246H45V245H47V244L44 242V240H40L41 243L44 242V245L41 244L39 241H36V240H35V242H34V240H32L31 238L35 239V237H36ZM42 235H43V236H42ZM85 235H87L88 237L91 236V234H90V232H89L88 230L85 231L84 236H85ZM3 236H2V237H3ZM15 236H18L19 238H18V237H15ZM22 236H23V237H22ZM26 236H27V238L29 237L28 240L30 239L29 244H33V245L37 244V245H35V247H34L33 245H31V246H33V247L37 250L36 252H38L39 249H40V251H41V249L43 248L42 251H43L45 254L41 251V254H39V256H38V254H37L36 252H34L35 250H33V248L28 249L29 251H30V250H33L32 253H33L34 255L38 256V259H39V257H40V259L38 260L39 263H38V262H35V260H37V259H35V258H37V257L35 256V258H34V255H32V257H31V255H30L31 253H30V252L28 253V255H29L30 258H31L30 261H34V262H32V263H31L29 260L26 261V259H28V258L23 259V258H25L26 256L28 257V255L23 254V258H22V256L19 255L21 252L24 253V251L28 248V247L25 248L26 245H28L29 247H31L29 244H26V243H27V241H26V240H27V239H26ZM30 236H31V238H30ZM33 236H34V237H33ZM40 236H41V238H40ZM2 237H1V235H0V238H1V239H2ZM52 237H51V238H52ZM88 237H87V238H88ZM92 238H93V237H90V238L87 239L88 241H86V243H87L86 245L84 244L85 242L83 243L84 245L81 243V244H82L81 248H85V249H81V248L79 247V245H78L79 248H77V247L75 248V246H73L74 251H71V252H72V253L75 252V255H76V257H77V256H78V255H77L78 252H77L76 249H78V250L81 249V250H79L80 252H79L78 254L80 255V258H81L82 260H83V259H85V260H87V259H91V260H92L93 258H94L95 260H97V259H96L97 257L95 258L96 255L94 256V254H95L96 252L99 253L100 251H98V250L96 251V250L94 249L96 252H95V251H94V253H93V252H91V253L89 252V251H93V246H94V247L96 246L95 243H93V244H94L93 246H90V245H92L91 242H95V241H92V240H94V238H93V239H92ZM1 239H0V240H1ZM3 239L1 240V242H4ZM7 239H8V240H7ZM19 239H20V240H19ZM21 239H22V240H21ZM16 240H17V242H18V241H19V242H20V241L22 242L23 240H25V243H24V241H23V243H22V245H23V244L25 245L24 247H23L22 245H20L21 242H20V243L18 242L19 245L16 244V245H17V246H16L17 250L19 249V250H18V254H17V256L19 255L18 257H14V256H16V255L13 256V254L17 253V251H15V250H16V248H15V243H16L15 241H16ZM89 240H91V241H90V244H88ZM13 241H14V243H13ZM42 241H43V242H42ZM52 241H53V240L51 239L50 242H52ZM10 242H12V245H11ZM32 242H33V243H32ZM38 242H39V243H38ZM4 243H5V242H4ZM4 243H3V244L1 243V245L3 246V248H4V245H6V244L9 246L8 243H5V244H4ZM74 244H75V243H74ZM81 244H80V245H81ZM1 245H0V247H2ZM7 245H6L5 249L8 248ZM38 245H40V246H38ZM41 245H43V246H41ZM87 245H88V247H87ZM10 246H9V247H10ZM21 246H22L25 250H24L23 248H21V250H22V251H21L20 248H18V247H21ZM36 247H37V248L39 247V248L37 249ZM41 247H42V248H41ZM86 247H87V248H86ZM91 247H92V248H91ZM12 248H14V249H12ZM0 249H1V248H0ZM5 249H4V250H1L2 253H3V252H6V253H7V252L9 251L8 249H6V250H5ZM11 249L14 250V252H13ZM87 249H88V251H87ZM91 249H92V250H91ZM23 250H24V251H23ZM46 250H47V251H46ZM49 250H50V249H49ZM56 250L58 251V253H57ZM70 250H71V249H70ZM75 250H76V251H75ZM20 251H21V252H20ZM55 251H56V253H55ZM83 251H84V252H83ZM76 252H77V253H76ZM82 252H83V253H82ZM87 252H88V254L90 253V254H93V255H91V256L89 255L90 258H87V257H89V256H87V255H88ZM22 253H21V255H22ZM38 253H39V252H38ZM42 253H43L44 255H43ZM68 253L71 254L70 251H69ZM68 253L66 252V253H63L62 255H66V256H67ZM84 253H85V254H84ZM4 254H5V253H4ZM4 254H3V255H4ZM7 254H10V253L8 252ZM69 254H68V256L71 257V255H69ZM83 254H84L86 257H85ZM86 254H87V255H86ZM96 254H97V253H96ZM99 254H100V253H99ZM60 255H59V256H60ZM73 255H74V254H72L71 259H72V258H73V259L75 258V257H74L75 255H74V256H73ZM108 255H109V257H110V256L113 257L112 259L115 260V257H114V256H112V255H110V254H108ZM41 256H42V257H41ZM47 256H46L45 260H43V259H42V260H43V262L46 261V264H50L49 261H50L52 258H51V256L49 255L48 258L50 257V260L48 261ZM66 256H65V258H64V256H60V257H58V256L55 257V256H54L53 258H55L54 260H58V261H59L60 259H62L61 257H63L64 260H65V259L67 258ZM83 256H84L85 258H84ZM92 256H93V258H91ZM97 256H98V255H97ZM10 257H11V258H10ZM12 257L16 258L17 261H16V259H14V258H13V259L15 260V262H13L14 260L11 261ZM106 257H107V256H105V258L102 257L104 263L102 262V259H100L101 257H100V256L98 257V258L101 260V264H102V263L105 264V262H106V264L109 263L110 260L108 259V262H107V258H106ZM9 258H10V259H9ZM30 258H29V259H30ZM56 258H57V259H56ZM58 258H59V259H58ZM68 258H69V257H68ZM68 258H67V260H68ZM86 258H87V259H86ZM32 259H33V260H32ZM73 259H72V260H68V261H66V264H68V263L70 264L69 261H71V264H72L73 262H74L75 264H79V262L82 263V264H86V263H87V261H85V260H84V262H81V259H79V256H78V258H77L79 261H77V259H76V261H75V259H74V260H73ZM104 259H105L106 261H105ZM112 259H111L110 263L112 262V264H113L114 261H113ZM8 260H9V261H8ZM23 260H24V262H26V263H22ZM42 260H41V261H42ZM52 260H53V259H52ZM52 260H51V261H52ZM54 260L52 261L53 264L56 262V261L54 262ZM51 261H50V262H51ZM58 261H57V262H58ZM98 261H99V260H97V262H98ZM116 261H117V259H116ZM12 262H13V263H12ZM43 262H42V263H43ZM47 262H48V263H47ZM57 262H56L55 264H59V263L64 264V263H65V262H63V260H60L59 263H57ZM76 262H78V263H76ZM85 262H86V263H85ZM92 262H93V264H97V263H94V261H91V263H92ZM117 262H118V261H117ZM2 263H0V264H2ZM89 263H90V260L88 261V264H89ZM91 263H90V264H91ZM98 263H100V262H98ZM110 263H109V264H110ZM18 264H20V263H18ZM119 264H120V263H119Z\"/></svg>", "mask_w": 264, "mask_h": 264}]
</instances>
